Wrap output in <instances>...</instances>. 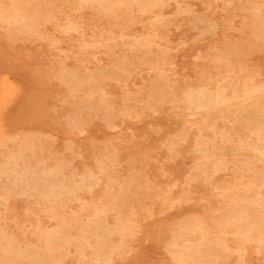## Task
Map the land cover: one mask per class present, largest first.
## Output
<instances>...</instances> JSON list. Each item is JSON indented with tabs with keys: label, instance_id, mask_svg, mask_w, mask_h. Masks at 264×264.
<instances>
[{
	"label": "rangeland",
	"instance_id": "1",
	"mask_svg": "<svg viewBox=\"0 0 264 264\" xmlns=\"http://www.w3.org/2000/svg\"><path fill=\"white\" fill-rule=\"evenodd\" d=\"M94 1L95 2L93 3V0H25V1L24 0H0V17H1V19H0V171H1L0 172V202H2V203H0V224H1V226H0V245L2 244L0 246V249H1L0 252L3 250L0 253V261L2 260L3 263H1L2 262L1 261L0 264H20V263L21 264H79V263L80 264H82V263L87 264V262H88V264H121V263L122 264H140V263L141 264H154V263L155 264H160V263H162V264L163 263L164 264H178V263L179 264H182V263L183 264H193V263L194 264H197V263L198 264H241V263L242 264H264V260H263L264 259V248H263L264 247L263 246L264 245V236H263L264 231H261V230H264V227H263L264 226V224H263L264 223V217H262V215L264 216V212H263L264 211V204L261 205L262 203H264V199H263V197H264V194H263L264 193V185H263L264 182H262V181H264V155H263L264 154V148H263L264 147V140H262V139H264V137H263L264 136V132H263V130H264L263 129L264 128V115H263L264 114V109H263L264 108V70H263L264 69V50H262V48H264V45H263L264 44V33H263L264 32V12H263L264 11V5H263L264 0H254V1L253 0H250V1L249 0H230V1L229 0H193L194 3L192 2V0H166V1L161 0V1L153 4L152 6L145 7V8H142L138 2H134V1L130 2V5H129V3H128V5H126V4H124V5L123 4H117V5L116 4H113V5L107 4L108 7H106L107 6L106 4H101V2L99 0H94ZM260 1H261V3H260ZM15 2H16V5H15ZM257 2H259V3H257ZM158 3H159V5H158ZM243 4H245V5H243ZM9 6L11 8H9ZM15 6L17 9L15 8ZM111 6H113V7L111 8ZM119 6L120 7L122 6V7L120 8ZM226 6H228V7H226ZM250 6H252L253 8H251ZM255 6H256V8H255ZM19 7L20 8L22 7V8L20 9ZM126 8H127V10H126ZM149 8H151V9H149ZM221 8H222V10H221ZM4 9H6V10H4ZM21 11H22V13H21ZM96 11H98V12H96ZM108 11H110V12H108ZM111 11H114V12L112 13ZM7 12H8V14H5ZM15 12H17V15L14 14ZM196 12H197V14H195ZM158 14H159V16H158ZM200 14H202V16L204 15V17H202ZM14 15H15V17H14ZM19 15H20V17H19ZM253 15L255 16V18ZM71 16H72V18H71ZM75 16H76V18H74ZM78 16L80 19L78 18ZM192 16H194L196 19ZM168 17L170 20L168 19ZM173 17H174V19H173ZM7 18H9V19H7ZM180 18L183 20H180ZM260 18H261V20H260ZM252 19H253V21H252ZM29 20H30V22H29ZM65 20H66V22H65ZM106 20H107V22H106ZM217 20L218 21L220 20V22H218ZM72 21H74V22H72ZM79 21H80V23H79ZM125 21H127V22H125ZM9 22L11 23V25ZM21 22L25 25H23ZM26 22L28 25L26 24ZM13 23H16L17 26L14 25ZM63 23H65V24H63ZM71 23H72V25H71ZM179 24H180V26H179ZM185 24L186 25L189 24V25L186 26ZM58 25H60V26H58ZM72 26H73V28H72ZM75 26H76V29H75ZM190 26H192V27H190ZM31 27L33 29H31ZM173 27H174V30L172 29ZM236 27H238V29ZM56 28H57V31H56ZM256 28H258V29H256ZM53 29H55V32ZM68 29H70V30H68ZM118 29H119V31L120 30L121 31L119 32ZM235 29H237V30L235 31ZM24 30H26V31H24ZM89 30H91V31H89ZM218 30H219V32H218ZM252 30L254 33L252 32ZM64 31H65V33H64ZM150 31H153V32H150ZM102 32H103V34H102ZM113 32H115V33H113ZM121 32L124 34H122ZM191 32H192V34H191ZM239 32H241V33H239ZM79 33H81V34H79ZM130 33H132V34H130ZM150 33H152V34H150ZM257 33H260V35ZM104 34L106 36L103 38ZM127 35L128 36L130 35V36L128 37ZM161 35H163V36H161ZM132 36H134V37L132 38ZM119 37L122 39V41ZM181 37H183V38H181ZM234 37H235V39H234ZM129 38L132 41L131 40L129 41L128 40ZM242 38L243 39L245 38V39L242 40ZM254 38H255V40H253ZM258 38H260L261 40ZM137 39H138V41H137ZM174 39H176V40H174ZM179 39H180V42H179ZM232 39H234V40H232ZM246 39H247V41H245ZM186 40H188V41H186ZM236 40H237V42H236ZM251 40L253 42H251ZM256 40H258V41H256ZM143 41H145V42H143ZM231 41H233V42H231ZM93 42H95V43H93ZM118 42H121V43H118ZM254 42H256V43H254ZM175 43H178L179 45L175 44ZM234 44H235V46H234ZM251 44H252V47H251ZM253 44L255 46L257 45L256 46L257 48ZM111 45H113V46H111ZM154 45H156V46H154ZM226 45H228V46H226ZM229 45H231V46H229ZM236 45H238V46H236ZM246 46H247V48H245ZM258 46H260V47H258ZM67 47H69V48H67ZM235 47H236V49H235ZM240 47H242V48H240ZM59 48H61V50L63 52ZM82 48H83V50H82ZM226 49H228V51H226ZM239 49H242L243 51L241 50V52H240ZM248 50H249V52H246ZM222 51L224 53L226 52L225 53L226 55L224 53L222 54L221 53ZM237 51H239V52L237 53ZM82 52H84V53H82ZM89 52H90V54H89ZM140 53L142 56L140 55ZM221 54L225 55V56H222ZM247 54L250 56H248ZM179 55H180V57H179ZM154 57H155V59H154ZM241 57L246 58V59L242 60ZM233 58H235V59H233ZM238 59H240V60H238ZM248 59H251V60H248ZM153 60H155V61H153ZM232 61L234 62V64ZM228 62H230L232 64H230ZM226 63H228V64H226ZM224 65H226V66H224ZM233 65H234V67H233ZM225 67H226V69H225ZM250 67H252V68L250 69ZM256 68H257V71H256ZM167 69H169L170 71ZM229 69H231V70H229ZM224 70H226V71H224ZM216 71L218 74L216 73ZM224 72H225V74H224ZM246 74H247V76H246ZM42 75H43V77H41ZM156 75H158V77ZM224 75H225V77H224ZM181 76H182V78H181ZM231 76H233V77H231ZM153 77H156V78H153ZM166 77H167V79H166ZM249 77L252 78V80ZM35 78H36V80H35ZM172 78H174V79H172ZM153 79H155V80H153ZM219 79H222V80H219ZM237 79H239V80L236 81ZM38 80H40V82ZM63 80H64V82H63ZM102 80H104V81H102ZM163 80H165L166 83ZM169 80H170V82H169ZM216 80H217V82H215ZM81 81L83 82V84ZM145 81H146V83H145ZM226 81H228L229 84L226 83ZM195 82H197V83H195ZM259 82H261V83H259ZM193 83H195V84H193ZM224 83L226 85H228L229 87L226 86ZM209 84H211V85H209ZM217 84H218V86H217ZM241 84H243L244 86ZM144 85H145V87H144ZM167 86L168 87L170 86V87L167 88ZM213 86H215V87H213ZM236 87H237V89H236ZM135 88H137V89H135ZM150 88L153 91L150 90ZM193 88H198L201 91L203 90L202 95H201L199 102L197 104L191 103L190 99H188L189 98L188 93L190 91L189 89H193ZM133 89H135L137 92ZM166 89L168 90V93H167ZM211 89H213L214 91L213 90L211 91ZM81 90L84 92L82 93ZM129 90L131 92H129ZM156 90H157V92H156ZM226 90H228V92L230 94L228 92H226ZM124 91L127 93H125ZM205 91L206 92L208 91V92L206 93ZM217 91H218V93H217ZM133 92H134V94H133ZM204 92L206 95L203 94ZM219 92H220L221 96L219 95ZM149 93H150V95H149ZM160 94L161 95L164 94L163 97ZM231 94L233 97L231 96ZM61 95H63L64 97ZM145 95L146 96L148 95V96L146 97ZM212 95H213V97H212ZM226 95H229L230 97L226 96ZM131 96H133L134 98H137V99H134ZM140 96H141V98H140ZM143 96L145 97L144 100L142 98ZM223 96H224V99H223ZM78 97H80V98H78ZM204 97H205V99H203ZM120 98H122V99H120ZM180 98H182V99H180ZM132 99H134V101H135L134 103H133ZM214 100H215V102H214ZM141 101L143 103L142 105H141ZM166 101H167V103H166ZM257 101H258V103H257ZM89 103H90V105H89ZM34 104H35V106H34ZM192 104H193V107H192ZM78 105H80V106H78ZM83 105H84V107H83ZM32 106H33V108H32ZM162 106L164 109L162 108ZM184 106H185V108H184ZM53 107H55V108L53 109ZM142 107H143V109H142ZM152 108L154 109V111L151 110ZM216 108H217V110H216ZM218 109L220 111H218ZM129 110H131V111H129ZM142 110H143V112H142ZM38 111H40V112H38ZM46 111H48V112L46 113ZM127 111H129V112H127ZM158 111H160V112H158ZM245 111H247V112H245ZM132 112H133V114H132ZM121 114H122V116H121ZM135 114H137V115H135ZM145 114H147V116ZM201 115L203 118L201 117ZM256 115H257V117H256ZM21 116L23 117V120H22ZM30 116L32 117V120H31ZM58 116H59V118H58ZM70 117H72V118H70ZM44 118H45V120H44ZM239 119H240V121H239ZM234 120H235V123H234ZM45 121H47V122L45 123ZM229 121H231V122H229ZM155 122H157V123H155ZM183 122H184V124H182ZM41 123H42V125H41ZM60 123H62L63 125H61ZM120 123H121V125H120ZM72 124H74V125H72ZM82 124H83V126H82ZM133 124H134V126H133ZM168 124H169V126H168ZM181 124H182V126H181ZM178 125H180V126L178 127ZM69 126H71V127H69ZM77 127L78 128L82 127V128H79V130H78ZM125 127L126 128L128 127L129 129L127 128V130H126ZM220 127H221V129H219ZM142 128H144V129H142ZM158 128H159V130H158ZM179 128L180 129L182 128L181 131ZM61 129H62V131H61ZM85 129H86V131L88 129V131L83 132V131H85ZM155 129H157L159 131V133ZM171 129H173V130H171ZM186 129L188 130V132ZM63 130H65V131H63ZM174 130L176 131V133ZM142 131L143 132L145 131L144 134ZM146 131H147V133H146ZM150 131H152V132H150ZM155 131H157V132H155ZM107 132L109 133V135ZM140 132H142V133H140ZM179 132H181V133H179ZM213 132H216V133L213 134ZM72 134H73V136H72ZM130 134H132V136H130ZM249 134H250V136H249ZM143 135H145V136L143 137ZM233 135H235V136H233ZM91 136H92V138H91ZM145 137H146V140H145ZM240 137L241 138L243 137L242 138L243 140L245 138L246 139L243 141ZM256 137L258 139H256ZM119 138H121V139H119ZM84 139H86V140H84ZM132 139H133V141H132ZM182 139H184V140H182ZM152 140H154L155 142ZM66 141H67V143H66ZM113 141H114V143H113ZM115 141H117V142H115ZM160 141H161V144H160ZM175 141L176 142L178 141V142L176 143ZM193 141H195V142H193ZM256 141H258V142H256ZM261 141H263V142H261ZM118 142H119V144H118ZM120 142H121V145H120ZM170 142H172L173 144ZM87 143H88V146H87ZM130 143H132L133 145ZM219 143H221V144H219ZM164 144H165V146H164ZM212 144H213V147H212ZM90 145H91V147H90ZM138 145H139V147H138ZM155 145H156V147H155ZM192 145L194 148L192 147ZM12 146H14V147H12ZM68 146H70V147H68ZM92 146L93 147L95 146V147L93 148ZM146 146H147V148H146ZM208 146L210 147L209 149H208ZM259 146H260V149H259ZM122 147H124V148H122ZM148 147L150 149L149 151H147ZM152 147H153V150H152ZM168 147H169V149H168ZM170 148L172 150V153H171ZM175 148H177V149L175 150ZM199 148H200V153H199ZM10 149H11V151H10ZM23 149H24V151H23ZM135 149L137 152L135 151ZM96 150H97V152H96ZM154 150H155V152H154ZM180 150L181 151L186 150V151L181 152ZM257 150H259V151H257ZM8 151L10 152V154ZM18 152H19V154H18ZM147 152H149V153H147ZM177 152H178V154H177ZM206 152H207V154H206ZM117 153H118V155H117ZM130 153H133V154L130 155ZM140 153H142V154L144 153V154L141 155ZM173 153H176V154L173 155ZM148 156H150V157H148ZM176 156H178V157H176ZM261 156L263 157V159L261 158ZM111 157H113V158H111ZM126 157L127 158L129 157V159H126ZM143 157H145V158L143 159ZM258 157H260L261 159ZM154 158H155V160H153ZM69 159H70V161H69ZM238 159L241 161H239ZM61 160H63V161H61ZM129 160L132 163L129 162ZM200 160H201V162H199ZM2 161L6 164H4ZM12 161H14V162H12ZM120 161H121V163H120ZM172 161H174V162H172ZM205 161L208 164H206ZM48 162H49V164H48ZM226 162H228V164H226ZM34 163H35V165H34ZM102 163H104V164H102ZM202 163H203V165H202ZM249 163H251V164H249ZM40 164L42 166H40ZM137 164L138 165L140 164L139 165L140 167ZM145 164H146V166H145ZM9 165H10V167L13 166L12 169L9 167ZM26 165H28V166H26ZM98 165H99V167L97 168ZM131 165L134 167H132ZM157 165H159V166H157ZM249 165H251V167ZM46 166L48 168H52L54 170V175H53V173L49 174L47 172L48 168L45 169ZM171 166H174V167H171ZM6 167H8V168H6ZM202 167L205 169H203ZM15 169H16V171H15ZM108 169H109V171H108ZM156 169H158V170H156ZM161 169H163V170H161ZM31 170H34V171H31ZM38 170H42V171H38ZM60 170H61L62 174H60L61 173ZM136 170H137V172H136ZM165 170H166V172H165ZM12 171H15V172L12 173ZM30 171H31V173H30ZM84 171H85V173L83 174ZM97 171H99V172H97ZM134 171H135V173H134ZM163 171H164V173H163ZM167 171H168V173H167ZM79 172H80V174H78ZM110 172H112V173H110ZM201 172H203V173H201ZM256 172H258V173H256ZM86 173H88V174H86ZM214 173H216V174H214ZM136 174H138V175L134 176ZM169 174H170V176H169ZM210 174L212 176H210ZM25 175L27 178L25 177ZM125 175H126V177H125ZM142 175H144V176H142ZM216 175H218V176H216ZM5 176H7V177H5ZM34 176H35V178H34ZM36 176L39 179L36 178ZM41 176H42V178H41ZM55 176L57 179L55 178ZM114 176H116L115 179L113 178ZM205 176H206V178H205ZM245 176L248 178H246ZM20 177L22 179H20ZM24 177H25V179H24ZM29 177H31V178H29ZM257 177H258V179H257ZM47 178H48V180H47ZM72 178H73V180H71ZM134 178H136V179H134ZM145 178H146V180H145ZM173 178H174V180H173ZM176 178H178V179H176ZM26 179H27V181H26ZM29 179H30V181H29ZM41 179H42V181H41ZM59 179L60 180L62 179L63 182L60 181ZM84 179H87V180H85L86 182H84ZM121 179H123V180H121ZM188 179L189 180L191 179V180L188 181ZM133 180H135V181H133ZM142 180H143V182H141ZM36 181H38L39 183ZM40 181H41V183H40ZM43 181H45V182L43 183ZM55 181H57V182H55ZM107 181L109 183H107ZM110 181H111V183H110ZM118 181H120L121 183L120 182L118 183ZM151 181H153V182L151 183ZM172 181H173V183H172ZM191 182H193V183H191ZM7 183L8 184L10 183V184L8 185ZM19 183H21V184H19ZM32 183H34L35 186ZM92 183H93V185L94 184L95 185L93 186ZM157 183H159V184H157ZM47 184H49L48 186H50V187H48ZM58 185H59V187H57ZM109 185H110V187H109ZM62 186H63V188H62ZM253 186L254 187L257 186V188H254ZM12 187H13V190H12ZM37 187H38V189H37ZM9 188L11 189V191ZM55 188H57V189H55ZM164 188L168 192H166L164 190ZM33 189H34V192H33ZM43 189L44 190L46 189V190L44 191ZM202 189H203V191H202ZM60 190H62V191H60ZM88 190H89V192H88ZM115 190H117V191H115ZM128 190H131V191L129 192ZM142 190H144V191H142ZM15 191L18 193V195H17V193H15ZM50 191L51 192L53 191V192L51 193ZM54 191H57V192L54 193ZM137 191H139V192L137 193ZM184 191H185V194H184ZM102 192H104V193H102ZM133 193H135V194H133ZM156 193H158V194H156ZM244 193H245V195H244ZM112 194H113V196H112ZM128 194H129V196H128ZM130 194H132L135 197L131 196ZM249 194L253 195V196H250ZM71 195L73 198L71 197ZM30 196H32V197H30ZM63 196L64 197L69 196V197L64 198ZM162 196H164V197H162ZM128 197H131V198H128ZM155 197H157L158 199H156ZM166 197H167V199H166ZM137 198H140V199H137ZM183 198L185 199L184 200L185 202H182ZM57 199H59V200H57ZM64 199H65V202H64ZM162 199H163V201H162ZM243 199L245 201H243ZM31 200H32V202H31ZM112 200H113V203L115 204V206L111 202ZM134 200H136V202ZM177 200H179V201L176 202ZM258 200L259 201L261 200V201L259 202ZM68 201H69V203H68ZM161 201L163 203H161ZM109 202H110V204H109ZM150 202H152V203H150ZM256 202H258V203H256ZM101 203H102V205H101ZM135 203L137 206L134 205ZM145 203H147L148 205L147 204L145 205ZM242 203H244V204H242ZM63 204H65V205H63ZM80 204H81V206H80ZM116 204H118V205H116ZM123 204H125V205H123ZM251 204H252V206H251ZM49 206H50V208H49ZM79 206L81 209L79 208ZM238 206L239 207L241 206V207L239 208ZM247 206H249L250 209ZM66 207H68V208H66ZM99 207H101L103 209H101ZM137 207L139 208V210ZM167 207H168V209H167ZM180 207H181L182 211H180L181 210ZM36 208H39V209L36 210ZM128 208H130V209H128ZM258 208L260 210H258ZM28 209H30V210H28ZM127 209H128V211H127ZM164 209H166V210L164 211ZM178 209H179V211H178ZM39 210H40V212H39ZM91 210H93L94 212ZM151 210H152V212H151ZM209 210H211V211H209ZM217 210H219V211H217ZM256 210H258V212ZM24 211L26 212V214H24L25 213ZM49 211H51V212H49ZM162 211H164V212H162ZM221 211H223V212H221ZM53 212L54 213L56 212V214H54ZM98 212H99V214H98ZM233 212H235V213L233 214ZM244 212L246 213V215ZM254 212L256 213V215H258L257 218L255 217ZM215 213H216V216H215ZM252 213H254V214H252ZM3 214H4V216H3ZM175 214H177V215H175ZM179 214H181L182 216ZM209 214H210V216H209ZM260 214H261V217H260ZM126 215L127 216L129 215L130 217L129 216L127 217ZM149 215H151V216H149ZM253 215H254V217H253ZM207 216H209V217H207ZM222 216H223V218H222ZM244 216H245V218H241ZM133 217L136 220L133 219ZM167 217H168V219H167ZM175 217H176V219H175ZM35 218L37 219L36 221H35ZM74 218L77 219V220H75L76 222H74ZM81 219H83V220L80 221ZM147 219L150 221H148ZM157 219H158V221H157ZM161 219H163V220H161ZM210 219H213V220H210ZM46 220H47V222H46ZM84 220H86V221H84ZM234 220H236V221H234ZM251 220L255 224H253V222ZM90 221H92V222H90ZM155 221H157V222H155ZM166 221H168V222H166ZM171 221H173V222H171ZM198 221L203 223V225H205L203 231L199 230L200 231L199 232L197 229L194 228V226L197 224L196 222H198ZM211 221H212V223H211ZM248 221H250L251 223L249 222L250 223L249 224ZM150 222L151 223L153 222V223L151 224ZM158 222L160 225L157 226ZM186 222H187V224H186ZM219 222H221V223L218 224ZM234 222L236 224L238 222V224L236 225ZM261 222H262V226H261ZM30 223H31V225H30ZM92 223L94 224V226ZM214 223H215V225H214ZM20 224H22V225H20ZM189 224H191V225H189ZM239 224L241 227L243 226V229H241ZM29 225H30V227H29ZM80 225L82 226V229H81ZM162 225H164V226H162ZM186 225H188V226L186 227ZM254 225L256 226V229H255ZM20 226L22 227V229ZM25 226L26 227L28 226L27 229ZM68 226H69V230H68ZM85 226H86V229H85ZM136 226L138 227V229ZM235 226L237 227V229ZM245 226H246V229H245ZM251 226H253V227H251ZM38 227H39V229H38ZM45 227H46V229H45ZM47 227H48V229H47ZM51 227H52V229H51ZM60 227H61V229H60ZM65 227H66V229H65ZM88 227H89V230H87ZM108 227H109V229H108ZM128 227H130V230L128 229ZM155 227L158 231L155 229ZM162 227H163V229H162ZM170 227H171V229H170ZM50 229H51V231H50ZM75 229H76V231H75ZM168 229H170V230H168ZM26 230H27V232H26ZM40 230H42V233ZM45 230H46V232H45ZM54 230H55V232H54ZM183 230H185V231H183ZM207 230L209 232H207ZM239 230H240V232H239ZM241 230H243V232ZM133 231H135V232H133ZM177 231L179 232V234H182V235L184 234L185 238L182 235H180L182 237L178 236L179 234L177 233ZM1 232L2 233L4 232L3 235ZM49 232H51V233H49ZM162 232L165 235H163ZM188 232H190V233H188ZM201 232H203V233H201ZM258 232L260 234H258ZM78 233H80V234H78ZM133 233H134V235H132ZM224 233H225V235H224ZM11 234H13V236ZM75 234H76V236H75ZM203 234H205V235H203ZM213 234H215V235H213ZM257 234H258V236H257ZM59 235H61L62 237ZM92 235H94V236H92ZM187 235L188 236L191 235V236L188 237ZM58 236H59V238H57ZM72 236H74V237H72ZM85 236H86L87 240H86ZM161 236H165V237H161ZM5 237L7 240L5 239ZM94 237H95V239H94ZM151 237H153V238H151ZM154 237H156V238H154ZM172 237L173 238L175 237L174 240L176 242L173 240ZM193 237L196 239V241L198 243L195 241V239ZM217 237H218V240L216 239ZM38 238L41 240H39ZM121 238H122L123 244L121 242ZM163 238H165L166 240ZM256 238H258V240ZM259 238H260V240H259ZM99 239H100V242H99ZM180 239H181V241H180ZM198 239L201 241H198ZM37 240H39V241H37ZM42 240H44V241H42ZM54 240H55V242H54ZM106 240H108V241H106ZM170 240L173 241L174 243L170 242ZM207 240H208V242H207ZM60 241L62 243H64L63 244L64 246L62 245V243ZM166 241H168V242H166ZM107 242H109V243H107ZM28 243L29 244L31 243L32 245L31 244L29 245ZM82 243H83V246H82ZM185 243H186V245H184ZM206 243L208 244V246ZM5 244H6V246H5ZM11 244L13 245L14 248L12 247ZM14 244H15V246H14ZM18 245H20V247ZM37 245L40 247H38ZM91 245H93V246L91 247ZM100 245H102V246L100 247ZM190 245H192V246H190ZM259 245H261V246H259ZM8 246H9V248H8ZM49 246H50V248H49ZM224 246H225V248H224ZM30 247H31V249H30ZM133 247H135V248H133ZM172 247H173V249H171ZM229 247H230V249H229ZM17 248H19V249H17ZM77 248L80 251H77ZM48 249H50V251ZM169 249H171V250H169ZM237 249H238V252H237ZM222 250H224V251L222 252ZM48 251L50 252L49 253L50 255L47 254ZM16 252H17V255L15 254ZM75 252H76V254H75ZM194 252L196 254H194ZM212 252H214V253H212ZM217 252L219 253V256H217L218 255ZM258 252L260 253L261 256L259 255ZM3 253L5 255H3ZM6 253H8V254H6ZM18 253H19V255H21L20 257L18 255ZM21 253H24V254H21ZM79 253L83 254V255H79ZM168 253L169 254L171 253V254L169 255ZM215 253H216V255H215ZM38 254H40V255H38ZM176 254L178 256H176ZM187 254H188V256H186ZM203 254H205L204 257H203ZM221 254H223V255H221ZM240 254H242V255H240ZM27 255L30 256L31 258H28ZM108 255H109V257H106ZM199 255H201V256H199ZM226 255H228V256H226ZM36 256H37V258H39V260L36 258ZM63 256H65V257H63ZM174 256H175V259L173 258ZM9 257H10V259H9ZM21 257H22V259H21ZM189 257H191V259ZM230 258H232V259H230ZM3 259L4 260L6 259V260L4 261ZM14 259H16V260H14ZM24 259H27V260H24ZM28 260H29V262H28ZM70 260H71V262H70ZM145 261H147V262H145ZM12 262H14V263H12ZM53 262H56V263H53ZM202 262H204V263H202Z\"/></svg>",
	"mask_w": 264,
	"mask_h": 264
},
{
	"label": "bare ground",
	"instance_id": "2",
	"mask_svg": "<svg viewBox=\"0 0 264 264\" xmlns=\"http://www.w3.org/2000/svg\"><path fill=\"white\" fill-rule=\"evenodd\" d=\"M24 1H25V0H24ZM99 1L101 2V4H106V5H107V4H112V5H113V4H116V5H117V4H123V5L126 4V5H128V3H129V5H130V2H133V1H134V2H138V3L141 5L142 8H145V7L152 6L153 4H155V3H157V2H159V1H161V0H99ZM162 1H163V0H162ZM165 1H166V0H165ZM229 1H230V0H229ZM249 1H250V0H249ZM253 1H254V0H253ZM22 2H23V1H22ZM77 2H78V1H77ZM94 2H95V1L93 0V3H94ZM96 2H97V1H96ZM100 2H99V3H100ZM175 2H176V1H175ZM184 2H185V1H184ZM189 2H190V1H189ZM192 2H193V0H192ZM263 2H264V1H263ZM13 3H14V2H13ZM13 3H12V4H13ZM68 3H69V2H68ZM81 3H82V2H81ZM81 3H80V4H81ZM85 3H86V2H85ZM93 3H92V4H93ZM181 3H182V2H181ZM193 3H194V2H193ZM245 3H246V2H245ZM257 3H259V2H257ZM260 3H261V1H260ZM134 4H135V3H134ZM203 4H204V3H203ZM223 4H224V3H223ZM15 5H16V2H15ZM77 5H78V4H77ZM90 5H91V4H90ZM93 5H94V4H93ZM93 5H92V6H93ZM98 5H99V4H98ZM156 5H157V4H156ZM158 5H159V3H158ZM167 5H168V4H167ZM193 5H194V4H193ZM243 5H245V4H243ZM257 5H258V4H257ZM257 5H256V6H257ZM263 5H264V4H263ZM7 6H8V5H7ZM12 6H13V5H12ZM23 6H24V5H23ZM32 6H33V5H32ZM78 6H79V5H78ZM81 6H82V5H81ZM95 6H96V5H95ZM114 6H115V5H114ZM137 6H138V5H137ZM175 6H176V5H175ZM180 6H181V5H180ZM187 6H188V5H187ZM206 6H207V5H206ZM215 6H216V5H215ZM246 6H247V5H246ZM256 6H255V8H256ZM260 6H261V5H260ZM24 7H25V6H24ZM24 7H23V8H24ZM33 7H34V6H33ZM87 7H88V6H87ZM90 7H91V6H90ZM106 7H108V5H107ZM112 7H113V6H111V8H112ZM119 7H120V6H119ZM121 7H122V6H121ZM121 7H120V8H121ZM153 7H154V6H153ZM176 7H177V6H176ZM176 7H175V8H176ZM188 7H189V6H188ZM226 7H228V6H226ZM226 7H225V8H226ZM240 7H241V6H240ZM247 7H248V6H247ZM247 7H246V8H247ZM250 7L253 8L252 6H250ZM262 7H263V6H262ZM9 8H11V7L9 6ZM12 8H13V7H12ZM15 8H16V6H15ZM19 8H20V7H19ZM21 8H22V7H21ZM21 8H20V9H21ZM75 8H76V7H75ZM102 8H103V7H102ZM124 8H125V7H124ZM137 8H138V7H137ZM137 8H136V9H137ZM161 8H162V7H161ZM203 8H204V7H203ZM260 8H261V7H260ZM7 9H8V8H7ZM16 9H17V8H16ZM72 9H73V8H72ZM72 9H71V10H72ZM105 9H106V8H105ZM149 9H151V8H149ZM180 9H181V8H180ZM2 10H3V9H2ZM4 10H6V9H4ZM69 10H70V9H69ZM92 10H93V9H92ZM118 10H119V9H118ZM126 10H127V8H126ZM146 10H147V9H146ZM191 10H192V9H191ZM221 10H222V8H221ZM234 10H235V9H234ZM252 10H253V9H252ZM254 10H255V9H254ZM7 11H8V10H7ZM17 11H18V10H17ZM80 11H81V10H80ZM119 11H120V10H119ZM132 11H133V10H132ZM201 11H202V10H201ZM216 11H217V10H216ZM223 11H224V10H223ZM228 11H229V10H228ZM3 12H4V11H3ZM3 12H2V13H3ZM10 12H11V11H10ZM10 12H9V13H10ZM96 12H98V11H96ZM108 12H110V11H108ZM111 12L113 13L114 11H111ZM117 12H118V11H117ZM127 12H128V11H127ZM147 12H148V11H147ZM155 12H156V11H155ZM157 12H158V11H157ZM176 12H177V11H176ZM191 12H192V11H191ZM210 12H211V11H210ZM253 12H254V11H253ZM253 12H252V13H253ZM263 12H264V11H263ZM21 13H22V11H21ZM112 13H111V14H112ZM153 13H154V12H153ZM252 13H251V14H252ZM255 13H256V12H255ZM259 13H260V12H259ZM3 14H4V13H3ZM5 14H8V12L5 13ZM14 14L17 15V12H15ZM18 14H19V13H18ZM66 14H67V13H66ZM72 14H73V13H72ZM114 14H115V13H114ZM116 14H117V13H116ZM126 14H127V13H126ZM126 14H125V15H126ZM154 14H155V13H154ZM166 14H167V13H166ZM195 14H197V12H196ZM210 14H211V13H210ZM214 14H215V13H214ZM12 15H13V14H12ZM15 15H14V17H15ZM96 15H97V14H96ZM103 15H104V14H103ZM155 15H156V14H155ZM176 15H177V14H176ZM178 15H179V14H178ZM188 15H189V14H188ZM198 15H199V14H198ZM200 15L202 16V14H200ZM260 15H261V14H260ZM3 16H4V15H3ZM3 16H2V17H3ZM29 16H30V15H29ZM158 16H159V14H158ZM253 16H254V15H253ZM11 17H12V16H11ZM14 17H13V18H14ZM19 17H20V15H19ZM19 17H18V18H19ZM54 17H55V16H54ZM151 17H152V16H151ZM165 17H166V16H165ZM192 17H194V16H192ZM202 17H204V15H203ZM236 17H237V16H236ZM259 17H260V16H259ZM30 18H31V17H30ZM30 18H29V19H30ZM64 18H65V17H64ZM67 18H68V17H67ZM71 18H72V16H71ZM74 18H76V16H75ZM78 18H79V16H78ZM96 18H97V17H96ZM182 18H183V17H182ZM194 18H195V17H194ZM197 18H198V17H197ZM231 18H232V17H231ZM254 18H255V16H254ZM254 18H253V19H254ZM0 19H1V17H0ZM7 19H9V18H7ZM16 19H17V18H16ZM79 19H80V18H79ZM81 19H82V18H81ZM137 19H138V18H137ZM163 19H164V18H163ZM168 19H169V17H168ZM173 19H174V17H173ZM195 19H196V18H195ZM199 19H200V18H199ZM199 19H198V20H199ZM201 19H202V18H201ZM203 19H204V18H203ZM245 19H246V18H245ZM253 19H252V21H253ZM10 20H11V19H10ZM21 20H22V19H21ZM27 20H28V19H27ZM57 20H58V19H57ZM108 20H109V19H108ZM129 20H130V19H129ZM149 20H150V19H149ZM169 20H170V19H169ZM175 20H176V19H175ZM180 20H183V19L180 18ZM231 20H232V19H231ZM260 20H261V18H260ZM67 21H68V20H67ZM177 21H178V20H177ZM189 21H190V20H189ZM189 21H188V22H189ZM217 21H218V20H217ZM232 21H233V20H232ZM13 22H14V21H13ZM29 22H30V20H29ZM65 22H66V20H65ZM72 22H74V21H72ZM106 22H107V20H106ZM125 22H127V21H125ZM133 22H134V21H133ZM155 22H156V21H155ZM164 22H165V21H164ZM169 22H170V21H169ZM169 22H168V23H169ZM210 22H211V21H210ZM218 22H220V20H219ZM223 22H224V21H223ZM229 22H230V21H229ZM9 23H10V22H9ZM21 23H22V22H21ZM79 23H80V21H79ZM110 23H111V22H110ZM176 23H177V22H176ZM212 23H213V22H212ZM258 23H259V22H258ZM13 24L16 25V23H13ZM22 24H23V23H22ZM26 24H27V22H26ZM55 24H56V23H55ZM63 24H65V23H63ZM73 24H74V23H73ZM155 24H156V23H155ZM159 24H160V23H159ZM166 24H167V23H166ZM189 24H190V23H189ZM189 24H188V25H189ZM214 24H215V23H214ZM10 25H11V23H10ZM23 25H25V24H23ZM27 25H28V24H27ZM40 25H41V24H40ZM68 25H69V24H68ZM71 25H72V23H71ZM71 25H70V26H71ZM185 25H186V24H185ZM188 25H186V26H188ZM220 25H221V24H220ZM229 25H230V24H229ZM258 25H259V24H258ZM12 26H13V25H12ZM16 26H17V25H16ZM58 26H60V25H58ZM76 26H77V25H76ZM76 26H75V29H76ZM151 26H152V25H151ZM156 26H157V25H156ZM176 26H177V25H176ZM179 26H180V24H179ZM214 26H215V25H214ZM20 27H21V26H20ZM67 27H68V26H67ZM154 27H155V26H154ZM160 27H161V26H160ZM167 27H168V26H167ZM190 27H192V26H190ZM198 27H199V26H198ZM215 27H216V26H215ZM221 27H222V26H221ZM58 28H59V27H58ZM63 28H64V27H63ZM70 28H71V27H70ZM72 28H73V26H72ZM122 28H123V27H122ZM157 28H158V27H157ZM176 28H177V27H176ZM176 28H175V29H176ZM178 28H179V27H178ZM236 28L238 29V27H236ZM24 29H25V28H24ZM31 29H33V28L31 27ZM36 29H37V28H36ZM102 29H103V28H102ZM148 29H149V28H148ZM150 29H151V28H150ZM155 29H156V28H155ZM172 29L174 30V27H173ZM215 29H216V28H215ZM223 29H224V28H223ZM237 29H235V31H236ZM256 29H258V28H256ZM19 30H20V29H19ZM19 30H18V31H19ZM53 30H54V32H55V29H53ZM59 30H60V29H59ZM68 30H70V29H68ZM84 30H85V29H84ZM87 30H88V29H87ZM106 30H107V29H106ZM156 30H157V29H156ZM166 30H167V29H166ZM232 30H233V29H232ZM261 30H262V29H261ZM24 31H26V30H24ZM30 31H31V30H30ZM56 31H57V28H56ZM89 31H91V30H89ZM99 31H100V30H99ZM118 31H119V29H118ZM120 31H121V30H120ZM120 31H119V32H120ZM257 31H258V30H257ZM257 31H256V32H257ZM259 31H260V30H259ZM15 32H16V31H15ZM60 32H61V31H60ZM60 32H59V33H60ZM100 32H101V31H100ZM150 32H153V31H150ZM214 32H215V31H214ZM218 32H219V30H218ZM252 32H253V30H252ZM31 33H32V32H31ZM64 33H65V31H64ZM66 33H67V32H66ZM69 33H70V32H69ZM113 33H115V32H113ZM121 33H122V32H121ZM144 33H145V32H144ZM148 33H149V32H148ZM165 33H166V32H165ZM181 33H182V32H181ZM183 33H184V32H183ZM197 33H198V32H197ZM239 33H241V32H239ZM243 33H244V32H243ZM253 33H254V32H253ZM263 33H264V32H263ZM263 33H262V34H263ZM79 34H81V33H79ZM102 34H103V32H102ZM122 34H124V33H122ZM126 34H127V33H126ZM130 34H132V33H130ZM145 34H146V33H145ZM150 34H152V33H150ZM191 34H192V32H191ZM212 34H213V33H212ZM245 34H246V33H245ZM257 34L260 35V33H257ZM70 35H71V34H70ZM83 35H84V34H83ZM83 35H82V36H83ZM88 35H89V34H88ZM94 35H95V34H94ZM116 35H117V34H116ZM165 35H166V34H165ZM182 35H183V34H182ZM255 35H256V34H255ZM62 36H63V35H62ZM65 36H66V35H65ZM99 36H100V35H99ZM105 36H106V35L104 34L103 38H104ZM118 36H119V35H118ZM120 36H121V35H120ZM125 36H126V35H125ZM127 36H128V35H127ZM129 36H130V35H129ZM129 36H128V37H129ZM143 36H144V35H143ZM145 36H146V35H145ZM154 36H155V35H154ZM161 36H163V35H161ZM166 36H167V35H166ZM174 36H175V35H174ZM177 36H178V35H177ZM177 36H176V37H177ZM54 37H55V36H54ZM57 37H58V36H57ZM88 37H89V36H88ZM90 37H91V36H90ZM122 37H123V36H122ZM133 37H134V36H132V38H133ZM146 37H147V36H146ZM157 37H158V36H157ZM159 37H160V36H159ZM172 37H173V36H172ZM196 37H197V36H196ZM196 37H195V38H196ZM245 37H246V36H245ZM91 38H92V37H91ZM93 38H94V37H93ZM99 38H100V37H99ZM109 38H110V37H109ZM113 38H114V37H113ZM119 38H120V37H119ZM125 38H126V37H125ZM147 38H148V37H147ZM153 38H154V37H153ZM167 38H168V37H167ZM181 38H183V37H181ZM197 38H198V37H197ZM200 38H201V37H200ZM251 38H252V37H251ZM57 39H58V38H57ZM61 39H62V38H61ZM120 39H121V38H120ZM150 39H151V38H150ZM154 39H155V38H154ZM160 39H161V38H160ZM187 39H188V38H187ZM234 39H235V37H234ZM234 39H232V40H234ZM244 39H245V38H244ZM244 39L242 38V40H244ZM258 39H260V38H258ZM55 40H56V39H55ZM96 40H97V39H96ZM101 40H102V39H101ZM110 40H111V39H110ZM128 40L130 41L131 39L129 38ZM152 40H153V39H152ZM174 40H176V39H174ZM184 40H185V39H184ZM196 40H197V39H196ZM237 40H238V39H237ZM237 40H236V42H237ZM253 40H255V38H254ZM260 40H261V39H260ZM51 41H52V40H51ZM121 41H122V39H121ZM131 41H132V40H131ZM137 41H138V39H137ZM140 41H141V40H140ZM186 41H188V40H186ZM206 41H207V40H206ZM245 41H247V39H246ZM245 41H244V42H245ZM256 41H258V40H256ZM262 41H263V40H262ZM54 42H55V41H54ZM84 42H85V41H84ZM84 42H83V43H84ZM95 42H96V41H95ZM95 42H93V43H95ZM115 42H116V41H115ZM115 42H114V43H115ZM143 42H145V41H143ZM161 42H162V41H161ZM161 42H160V43H161ZM167 42H168V41H167ZM169 42H170V41H169ZM179 42H180V39H179ZM190 42H191V41H190ZM208 42H209V41H208ZM231 42H233V41H231ZM240 42H241V41H240ZM244 42H243V43H244ZM249 42H250V41H249ZM249 42H248V43H249ZM251 42H253V41L251 40ZM56 43H57V42H56ZM118 43H121V42H118ZM139 43H140V42H139ZM146 43H147V42H146ZM156 43H157V42H156ZM194 43H195V42H194ZM201 43H202V42H201ZM254 43H256V42H254ZM261 43H262V42H261ZM54 44H55V43H54ZM91 44H92V43H91ZM100 44H101V43H100ZM109 44H110V43H109ZM112 44H113V43H112ZM115 44H116V43H115ZM175 44H178V43H175ZM180 44H181V43H180ZM258 44H259V43H258ZM262 44H263V43H262ZM45 45H46V44H45ZM70 45H71V44H70ZM81 45H82V44H81ZM86 45H87V44H86ZM93 45H94V44H93ZM118 45H119V44H118ZM120 45H121V44H120ZM126 45H127V44H126ZM145 45H146V44H145ZM178 45H179V44H178ZM238 45H239V44H238ZM238 45H236V46H238ZM248 45H249V44H248ZM253 45H254V44H253ZM263 45H264V44H263ZM49 46H50V45H49ZM75 46H76V45H75ZM79 46H80V45H79ZM96 46H97V45H96ZM103 46H104V45H103ZM111 46H113V45H111ZM115 46H116V45H115ZM148 46H149V45H148ZM148 46H147V47H148ZM154 46H156V45H154ZM157 46H158V45H157ZM166 46H167V45H166ZM226 46H228V45H226ZM229 46H231V45H229ZM232 46H233V45H232ZM234 46H235V44H234ZM254 46H255V45H254ZM256 46H257V45H256ZM256 46H255V47H256ZM57 47H58V46H57ZM92 47H93V46H92ZM94 47H95V46H94ZM106 47H107V46H106ZM120 47H121V46H120ZM161 47H162V46H161ZM161 47H160V48H161ZM172 47H173V46H172ZM224 47H225V46H224ZM251 47H252V44H251ZM255 47H254V48H255ZM258 47H260V46H258ZM54 48H55V47H54ZM67 48H69V47H67ZM71 48H72V47H71ZM126 48H127V47H126ZM130 48H131V47H130ZM140 48H141V47H140ZM156 48H157V47H156ZM158 48H159V47H158ZM240 48H242V47H240ZM245 48H247V46H246ZM256 48H257V47H256ZM57 49H58V48H57ZM59 49L61 50V48H59ZM132 49H133V48H132ZM176 49H177V48H176ZM197 49H198V48H197ZM222 49H223V48H222ZM222 49H221V50H222ZM224 49H225V48H224ZM233 49H234V48H233ZM235 49H236V47H235ZM235 49H234V50H235ZM237 49H238V48H237ZM250 49H251V48H250ZM82 50H83V48H82ZM139 50H140V49H139ZM171 50H172V49H171ZM221 50H220V51H221ZM239 50H240V52H241L242 49H239ZM244 50H245V49H244ZM262 50H264V48H262ZM61 51H62V50H61ZM135 51H136V50H135ZM152 51H153V50H152ZM163 51H164V50H163ZM196 51H197V50H196ZM226 51H228V49H226ZM242 51H243V50H242ZM62 52H63V51H62ZM147 52H148V51H147ZM150 52H151V51H150ZM157 52H158V51H157ZM218 52H219V51H218ZM230 52H231V51H230ZM238 52H239V51H237V53H238ZM246 52H249V50L246 51ZM250 52H251V51H250ZM257 52H258V51H257ZM82 53H84V52H82ZM96 53H97V52H96ZM99 53H100V52H99ZM112 53H113V52H112ZM183 53H184V52H183ZM215 53H216V52H215ZM215 53H214V54H215ZM219 53H220V52H219ZM221 53L223 54L224 52L222 51ZM225 53H226V52H225ZM225 53H224V54H225ZM252 53H253V52H252ZM260 53H261V52H260ZM21 54H22V53H21ZM39 54H40V53H39ZM89 54H90V52H89ZM152 54H153V53H152ZM154 54H155V53H154ZM159 54H160V53H159ZM159 54H158V55H159ZM200 54H201V53H200ZM222 54H221V55H222ZM242 54H243V53H242ZM244 54H245V53H244ZM80 55H81V54H80ZM111 55H112V54H111ZM140 55H141V53H140ZM163 55H164V54H163ZM225 55H226V54H225ZM225 55H222V56H225ZM230 55H231V54H230ZM236 55H237V54H236ZM247 55H248V54H247ZM55 56H56V55H55ZM91 56H92V55H91ZM141 56H142V55H141ZM141 56H140V57H141ZM154 56H155V55H154ZM164 56H165V55H164ZM191 56H192V55H191ZM195 56H196V55H195ZM248 56H250V55H248ZM248 56H247V57H248ZM92 57H93V56H92ZM170 57H171V56H170ZM179 57H180V55H179ZM192 57H193V56H192ZM197 57H198V56H197ZM236 57H237V56H236ZM239 57H240V56H239ZM78 58H79V57H78ZM151 58H152V57H151ZM184 58H185V57H184ZM194 58H195V57H194ZM200 58H201V57H200ZM231 58H232V57H231ZM79 59H80V58H79ZM126 59H127V58H126ZM154 59H155V57H154ZM161 59H162V58H161ZM233 59H235V58H233ZM241 59L243 60V59H246V58L241 57ZM216 60H217V59H216ZM218 60H219V59H218ZM225 60H226V59H225ZM238 60H240V59H238ZM248 60H251V59H248ZM153 61H155V60H153ZM80 62H81V61H80ZM162 62H163V61H162ZM232 62H233V61H232ZM245 62H246V61H245ZM91 63H92V62H91ZM97 63H98V62H97ZM202 63H203V62H202ZM223 63H224V62H223ZM228 63H230V62H228ZM228 63H226V64H228ZM235 63H236V62H235ZM247 63H248V62H247ZM24 64H25V63H24ZM88 64H89V63H88ZM141 64H142V63H141ZM169 64H170V63H169ZM230 64H232V63H230ZM233 64H234V62H233ZM236 64H237V63H236ZM240 64H241V63H240ZM253 64H254V63H253ZM37 65H38V64H37ZM139 65H140V64H139ZM155 65H156V64H155ZM161 65H162V64H161ZM175 65H176V64H175ZM182 65H183V64H182ZM204 65H205V64H204ZM242 65H243V64H242ZM249 65H250V64H249ZM167 66H168V65H167ZM224 66H226V65H224ZM236 66H237V65H236ZM254 66H255V65H254ZM156 67H157V66H156ZM160 67H161V66H160ZM164 67H165V66H164ZM164 67H163V68H164ZM233 67H234V65H233ZM34 68H35V67H34ZM148 68H149V67H148ZM151 68H152V67H151ZM154 68H155V67H154ZM166 68H167V67H166ZM166 68H165V69H166ZM181 68H182V67H181ZM239 68H240V67H239ZM251 68H252V67H250V69H251ZM40 69H41V68H40ZM158 69H159V68H158ZM225 69H226V67H225ZM231 69H232V68H231ZM231 69H229V70H231ZM240 69H241V68H240ZM250 69H249V70H250ZM33 70H34V69H33ZM145 70H146V69H145ZM167 70H169V69H167ZM236 70H237V69H236ZM263 70H264V69H263ZM38 71H39V70H38ZM40 71H41V70H40ZM118 71H119V70H118ZM139 71H140V70H139ZM148 71H149V70H148ZM148 71H147V72H148ZM157 71H158V70H157ZM169 71H170V70H169ZM224 71H226V70H224ZM246 71H247V70H246ZM256 71H257V68H256ZM130 72H131V71H130ZM232 72H233V71H232ZM258 72H259V71H258ZM139 73H140V72H139ZM156 73H157V72H156ZM216 73H217V71H216ZM219 73H220V72H219ZM230 73H231V72H230ZM250 73H251V72H250ZM11 74H12V73H11ZM202 74H203V73H202ZM205 74H206V73H205ZM217 74H218V73H217ZM224 74H225V72H224ZM238 74H239V73H238ZM251 74H252V73H251ZM38 75H39V74H38ZM38 75H37V76H38ZM133 75H134V74H133ZM173 75H174V74H173ZM215 75H216V74H215ZM71 76H72V75H71ZM110 76H111V75H110ZM130 76H131V75H130ZM156 76L158 77V75H156ZM169 76H170V75H169ZM203 76H204V75H203ZM219 76H220V75H219ZM221 76H222V75H221ZM228 76H229V75H228ZM243 76H244V75H243ZM246 76H247V74H246ZM248 76H249V75H248ZM257 76H258V75H257ZM41 77H43V75H42ZM115 77H116V76H115ZM167 77H168V76H167ZM167 77H166V79H167ZM191 77H192V76H191ZM197 77H198V76H197ZM224 77H225V75H224ZM231 77H233V76H231ZM239 77H240V76H239ZM250 77H251V76H250ZM250 77H249V78H250ZM132 78H133V77H132ZM153 78H156V77H153ZM181 78H182V76H181ZM184 78H185V77H184ZM198 78H199V77H198ZM244 78H245V77H244ZM255 78H256V77H255ZM150 79H151V78H150ZM159 79H160V78H159ZM161 79H162V78H161ZM166 79H165V80H166ZM172 79H174V78H172ZM179 79H180V78H179ZM196 79H197V78H196ZM203 79H204V78H203ZM208 79H209V78H208ZM224 79H225V78H224ZM231 79H232V78H231ZM246 79H247V78H246ZM246 79H245V80H246ZM250 79L252 80V78H250ZM35 80H36V78H35ZM43 80H44V79H43ZM43 80H42V81H43ZM88 80H89V79H88ZM153 80H155V79H153ZM165 80H163V81L165 82ZM170 80H171V79H170ZM170 80H169V82H170ZM181 80H182V79H181ZM201 80H202V79H201ZM205 80H206V79H205ZM219 80H222V79H219ZM219 80H218V81H219ZM229 80H230V79H229ZM229 80H228V81H229ZM238 80H239V79H237L236 81H238ZM257 80H258V79H257ZM262 80H263V79H262ZM38 81L40 82V80H38ZM51 81H52V80H51ZM102 81H104V80H102ZM116 81H117V80H116ZM123 81H124V80H123ZM143 81H144V80H143ZM148 81H149V80H148ZM151 81H152V80H151ZM163 81H162V82H163ZM187 81H188V80H187ZM195 81H196V80H195ZM197 81H198V80H197ZM208 81H209V80H208ZM228 81H226V83H228ZM234 81H235V80H234ZM63 82H64V80H63ZM81 82H82V81H81ZM156 82H157V81H156ZM164 82H163V83H164ZM215 82H217V80H216ZM219 82H220V81H219ZM245 82H246V81H245ZM250 82H251V81H250ZM254 82H255V81H254ZM254 82H253V83H254ZM262 82H263V81H262ZM44 83H45V82H44ZM46 83H47V82H46ZM123 83H124V82H123ZM127 83H128V82H127ZM145 83H146V81H145ZM149 83H150V82H149ZM165 83H166V82H165ZM165 83H164V84H165ZM175 83H176V82H175ZM195 83H197V82H195ZM195 83H193V84H195ZM257 83H258V82H257ZM259 83H261V82H259ZM82 84H83V82H82ZM147 84H148V83H147ZM164 84H163V85H164ZM189 84H190V83H189ZM205 84H206V83H205ZM222 84H223V83H222ZM224 84H225V83H224ZM228 84H229V83H228ZM249 84H250V83H249ZM249 84H248V85H249ZM255 84H256V83H255ZM262 84H263V83H262ZM40 85H41V84H40ZM80 85H81V84H80ZM98 85H99V84H98ZM119 85H120V84H119ZM165 85H166V84H165ZM165 85H164V86H165ZM183 85H184V84H183ZM183 85H182V86H183ZM207 85H208V84H207ZM209 85H211V84H209ZM225 85H226V84H225ZM241 85H243V84H241ZM77 86H78V85H77ZM104 86H105V85H104ZM134 86H135V85H134ZM136 86H137V85H136ZM160 86H161V85H160ZM202 86H203V85H202ZM217 86H218V84H217ZM226 86H228V85H226ZM239 86H240V85H239ZM243 86H244V85H243ZM78 87H79V86H78ZM78 87H77V88H78ZM144 87H145V85H144ZM150 87H151V86H150ZM153 87H154V86H153ZM169 87H170V86H169ZM169 87L167 86V88H169ZM183 87H184V86H183ZM208 87H209V86H208ZM213 87H215V86H213ZM228 87H229V86H228ZM247 87H248V86H247ZM255 87H256V86H255ZM261 87H262V86H261ZM102 88H103V87H102ZM151 88H152V87H151ZM151 88H150V90H152ZM154 88H155V87H154ZM181 88H182V87H181ZM202 88H203V87H202ZM259 88H260V87H259ZM91 89H92V88H91ZM105 89H106V88H105ZM105 89H104V90H105ZM135 89H137V88H135ZM135 89H133V90H135ZM160 89H161V88H160ZM160 89H159V90H160ZM164 89H165V88H164ZM177 89H178V88H177ZM204 89H205V88H204ZM236 89H237V87H236ZM254 89H255V88H254ZM50 90H51V89H50ZM63 90H64V89H63ZM69 90H70V89H69ZM72 90H73V89H72ZM108 90H109V89H108ZM147 90H148V89H147ZM179 90H180V89H179ZM185 90H186V89H185ZM189 90H190V91H189V93H188V96H189L188 99H190L191 103H193V104H197V103L199 102V99H200V97H201V95H202V91H203V90L201 91V90L198 89V88H193V89H189ZM212 90H213V89H211V91H212ZM215 90H216V89H215ZM219 90H220V89H219ZM223 90H224V89H223ZM228 90H229V89H228ZM228 90H226V92H228ZM230 90H231V89H230ZM238 90H239V89H238ZM47 91H48V90H47ZM81 91H82V90H81ZM90 91H91V90H90ZM118 91H119V90H118ZM135 91H136V90H135ZM141 91H142V90H141ZM152 91H153V90H152ZM161 91H162V90H161ZM166 91H167V93H168V90H167V89H166ZM175 91H176V90H175ZM180 91H181V90H180ZM186 91H187V90H186ZM213 91H214V90H213ZM246 91H247V90H246ZM29 92H30V91H29ZM43 92H44V91H43ZM56 92H57V91H56ZM68 92H69V91H68ZM68 92H67V93H68ZM83 92H84V91H82V93H83ZM88 92H89V91H88ZM91 92H92V91H91ZM102 92H103V91H102ZM124 92H125V91H124ZM129 92H131V91L129 90ZM136 92H137V91H136ZM156 92H157V90H156ZM169 92H170V91H169ZM178 92H179V91H178ZM183 92H184V91H183ZM205 92H206V91H205ZM205 92L203 93L204 95H206ZM207 92H208V91H207ZM207 92H206V93H207ZM233 92H234V91H233ZM242 92H243V91H242ZM251 92H252V91H251ZM251 92H250V93H251ZM95 93H96V92H95ZM125 93H127V92H125ZM138 93H139V92H138ZM147 93H148V92H147ZM150 93H151V92H150ZM150 93H149V95H150ZM171 93H172V92H171ZM176 93H177V92H176ZM181 93H182V92H181ZM217 93H218V91H217ZM223 93H224V92H223ZM228 93H229V92H228ZM239 93H240V92H239ZM247 93H248V92H247ZM250 93H249V94H250ZM25 94H26V93H25ZM44 94H45V93H44ZM48 94H49V93H48ZM48 94H47V95H48ZM105 94H106V93H105ZM133 94H134V92H133ZM144 94H145V93H144ZM151 94H152V93H151ZM177 94H178V93H177ZM224 94H225V93H224ZM229 94H230V93H229ZM234 94H235V93H234ZM241 94H242V93H241ZM261 94H262V93H261ZM29 95H30V94H29ZM59 95H60V94H59ZM101 95H102V94H101ZM127 95H128V94H127ZM160 95H161V94H160ZM160 95H159V96H160ZM163 95H164V94H163ZM163 95H161V96L163 97ZM169 95H170V94H169ZM219 95H220V92H219ZM237 95H238V94H237ZM245 95H246V94H245ZM25 96H26V95H25ZM30 96H31V95H30ZM30 96H29V97H30ZM61 96H63V95H61ZM145 96H146V95H145ZM147 96H148V95H147ZM147 96H146V97H147ZM177 96H178V95H177ZM215 96H216V95H215ZM220 96H221V95H220ZM220 96H219V97H220ZM226 96H229V95H226ZM231 96H232V94H231ZM234 96H235V95H234ZM63 97H64V96H63ZM65 97H66V96H65ZM91 97H92V96H91ZM104 97H105V96H104ZM131 97H133V96H131ZM136 97H137V96H136ZM156 97H157V96H156ZM178 97H179V96H178ZM212 97H213V95H212ZM229 97H230V96H229ZM229 97H228V98H229ZM232 97H233V96H232ZM237 97H238V96H237ZM247 97H248V96H247ZM27 98H28V97H27ZM78 98H80V97H78ZM133 98H134V97H133ZM140 98H141V96H140ZM142 98H143V100H144L145 97L143 96ZM210 98H211V97H210ZM259 98H260V97H259ZM107 99H108V98H107ZM120 99H122V98H120ZM129 99H130V98H129ZM129 99H128V100H129ZM134 99H137V98H134ZM134 99H132L133 103L135 102ZM172 99H173V98H172ZM178 99H179V98H178ZM180 99H182V98H180ZM203 99H205V97H204ZM206 99H207V98H206ZM220 99H221V98H220ZM223 99H224V96H223ZM126 100H127V99H126ZM138 100H139V99H138ZM146 100H147V99H146ZM155 100H156V99H155ZM155 100H154V101H155ZM215 100H216V99H215ZM215 100H214V102H215ZM221 100H222V99H221ZM228 100H229V99H228ZM24 101H25V100H24ZM81 101H82V100H81ZM147 101H148V100H147ZM184 101H185V100H184ZM186 101H187V100H186ZM202 101H203V100H202ZM225 101H226V100H225ZM245 101H246V100H245ZM27 102H28V101H27ZM37 102H38V101H37ZM37 102H36V103H37ZM39 102H40V101H39ZM82 102H83V101H82ZM128 102H129V101H128ZM139 102H140V101H139ZM143 102H144V101H143ZM152 102H153V101H152ZM171 102H172V101H171ZM207 102H208V101H207ZM22 103H23V102H22ZM84 103H85V102H84ZM146 103H147V102H146ZM166 103H167V101H166ZM175 103H176V102H175ZM257 103H258V101H257ZM86 104H87V103H86ZM136 104H137V103H136ZM142 104H143V103H142V101H141V105H142ZM153 104H154V103H153ZM193 104H192V107H193ZM89 105H90V103H89ZM132 105H133V104H132ZM249 105H250V104H249ZM253 105H254V104H253ZM261 105H262V104H261ZM34 106H35V104H34ZM38 106H39V105H38ZM41 106H42V105H41ZM41 106H40V107H41ZM78 106H80V105H78ZM128 106H129V105H128ZM199 106H200V105H199ZM216 106H217V105H216ZM22 107H23V106H22ZM83 107H84V105H83ZM123 107H124V106H123ZM133 107H134V106H133ZM148 107H149V106H148ZM158 107H159V106H158ZM166 107H167V106H166ZM250 107H251V106H250ZM20 108H21V107H20ZM32 108H33V106H32ZM32 108H31V109H32ZM54 108H55V107H53V109H54ZM103 108H104V107H103ZM119 108H120V107H119ZM156 108H157V107H156ZM159 108H160V107H159ZM162 108H163V106H162ZM184 108H185V106H184ZM189 108H190V107H189ZM43 109H44V108H43ZM84 109H85V108H84ZM137 109H138V108H137ZM142 109H143V107H142ZM163 109H164V108H163ZM167 109H168V108H167ZM263 109H264V108H263ZM33 110H34V109H33ZM48 110H49V109H48ZM82 110H83V109H82ZM103 110H104V109H103ZM121 110H122V109H121ZM151 110L154 111L153 108H152ZM216 110H217V108H216ZM34 111H35V110H34ZM79 111H80V110H79ZM114 111H115V110H114ZM129 111H131V110H129ZM129 111H127V112H129ZM155 111H156V110H155ZM213 111H214V110H213ZM218 111H220V110L218 109ZM38 112H40V111H38ZM47 112H48V111H46V113H47ZM80 112H81V111H80ZM111 112H112V111H111ZM142 112H143V110H142ZM158 112H160V111H158ZM241 112H242V111H241ZM243 112H244V111H243ZM245 112H247V111H245ZM258 112H259V111H258ZM13 113H14V112H13ZM78 113H79V112H78ZM88 113H89V112H88ZM113 113H114V112H113ZM116 113H117V112H116ZM121 113H122V112H121ZM178 113H179V112H178ZM212 113H213V112H212ZM33 114H34V113H33ZM119 114H120V113H119ZM132 114H133V112H132ZM157 114H158V113H157ZM173 114H174V113H173ZM191 114H192V113H191ZM198 114H199V113H198ZM208 114H209V113H208ZM215 114H216V113H215ZM16 115H17V114H16ZM29 115H30V114H29ZM71 115H72V114H71ZM94 115H95V114H94ZM130 115H131V114H130ZM135 115H137V114H135ZM145 115L147 116V114H145ZM174 115H175V114H174ZM195 115H196V114H195ZM195 115H194V116H195ZM216 115H217V114H216ZM218 115H219V114H218ZM263 115H264V114H263ZM263 115H262V116H263ZM78 116H79V115H78ZM115 116H116V115H115ZM121 116H122V114H121ZM132 116H133V115H132ZM164 116H165V115H164ZM190 116H191V115H190ZM222 116H223V115H222ZM222 116H221V117H222ZM260 116H261V115H260ZM14 117H15V116H14ZM14 117H13V118H14ZM19 117H20V116H19ZM21 117H22V116H21ZM24 117H25V116H24ZM27 117H28V116H27ZM116 117H117V116H116ZM135 117H136V116H135ZM152 117H153V116H152ZM201 117H202V115H201ZM205 117H206V116H205ZM205 117H204V118H205ZM218 117H219V116H218ZM221 117H220V118H221ZM256 117H257V115H256ZM30 118H31V120H32V117H31V116H30ZM50 118H51V117H50ZM53 118H54V117H53ZM58 118H59V116H58ZM70 118H72V117H70ZM114 118H115V117H114ZM202 118H203V117H202ZM245 118H246V117H245ZM248 118H249V117H248ZM14 119H15V118H14ZM73 119H74V118H73ZM73 119H72V120H73ZM169 119H170V118H169ZM179 119H180V118H179ZM216 119H217V118H216ZM22 120H23V117H22ZM34 120H35V119H34ZM44 120H45V118H44ZM107 120H108V119H107ZM125 120H126V119H125ZM211 120H212V119H211ZM242 120H243V119H242ZM260 120H261V119H260ZM36 121H37V120H36ZM109 121H110V120H109ZM109 121H108V122H109ZM120 121H121V120H120ZM149 121H150V120H149ZM182 121H183V120H182ZM188 121H189V120H188ZM188 121H187V122H188ZM195 121H196V120H195ZM195 121H194V122H195ZM220 121H221V120H220ZM239 121H240V119H239ZM40 122H41V121H40ZM43 122H44V121H43ZM46 122H47V121H45V123H46ZM87 122H88V121H87ZM118 122H119V121H118ZM123 122H124V121H123ZM147 122H148V121H147ZM171 122H172V121H171ZM180 122H181V121H180ZM229 122H231V121H229ZM244 122H245V121H244ZM261 122H262V121H261ZM14 123H15V122H14ZM24 123H25V122H24ZM51 123H52V122H51ZM89 123H90V122H89ZM112 123H113V122H112ZM124 123H125V122H124ZM145 123H146V122H145ZM149 123H150V122H149ZM155 123H157V122H155ZM196 123H197V122H196ZM234 123H235V120H234ZM258 123H259V122H258ZM36 124H37V123H36ZM39 124H40V123H39ZM60 124L63 125L62 123H60ZM69 124H70V123H69ZM107 124H108V123H107ZM118 124H119V123H118ZM138 124H139V123H138ZM138 124H137V125H138ZM171 124H172V123H171ZM175 124H176V123H175ZM182 124H184V122H183ZM182 124H181V126H182ZM191 124H192V123H191ZM214 124H215V123H214ZM231 124H232V123H231ZM246 124H247V123H246ZM246 124H245V125H246ZM37 125H38V124H37ZM41 125H42V123H41ZM54 125H55V124H54ZM72 125H74V124H72ZM79 125H80V124H79ZM120 125H121V123H120ZM128 125H129V124H128ZM166 125H167V124H166ZM82 126H83V124H82ZM91 126H92V125H91ZM98 126H99V125H98ZM98 126H97V127H98ZM133 126H134V124H133ZM138 126H139V125H138ZM149 126H150V125H149ZM161 126H162V125H161ZM168 126H169V124H168ZM179 126H180V125H178V127H179ZM185 126H186V125H185ZM189 126H190V125H189ZM197 126H198V125H197ZM223 126H224V125H223ZM247 126H248V125H247ZM62 127H63V126H62ZM65 127H66V126H65ZM69 127H71V126H69ZM87 127H88V126H87ZM110 127H111V126H110ZM110 127H109V128H110ZM141 127H142V126H141ZM164 127H165V126H164ZM170 127H171V126H170ZM187 127H188V126H187ZM210 127H211V126H210ZM261 127H262V126H261ZM13 128H14V127H13ZM13 128H12V129H13ZM56 128H57V127H56ZM77 128H78V127H77ZM79 128H82V127H79ZM79 128H78V130H79ZM117 128H118V127H117ZM127 128H128V127H127ZM127 128L125 127L126 130H127ZM145 128H146V127H145ZM159 128H160V127H159ZM159 128H158V130H159ZM176 128H177V127H176ZM200 128H201V127H200ZM208 128H209V127H208ZM258 128H259V127H258ZM8 129H9V128H8ZM12 129H11V130H12ZM45 129H46V128H45ZM63 129H64V128H63ZM95 129H96V128H95ZM128 129H129V128H128ZM136 129H137V128H136ZM138 129H139V128H138ZM140 129H141V128H140ZM142 129H144V128H142ZM174 129H175V128H174ZM179 129H180V128H179ZM181 129H182V128H181ZM181 129H180V131H181ZM184 129H185V128H184ZM184 129H183V130H184ZM212 129H213V128H212ZM219 129H221V127H220ZM249 129H250V128H249ZM263 129H264V128H263ZM47 130H48V129H47ZM59 130H60V129H59ZM102 130H103V129H102ZM113 130H114V129H113ZM126 130H125V131H126ZM155 130H157V129H155ZM158 130H157V131H158ZM171 130H173V129H171ZM176 130H177V129H176ZM186 130H187V129H186ZM245 130H246V129H245ZM61 131H62V129H61ZM63 131H65V130H63ZM68 131H69V130H68ZM74 131H75V130H74ZM82 131H83V130H82ZM82 131H81V132H82ZM87 131H88V129H87ZM87 131H86V129H85V131H83V132H87ZM99 131H100V130H99ZM137 131H138V130H137ZM157 131H155V132H157ZM164 131H165V130H164ZM174 131H175V130H174ZM174 131H173V132H174ZM184 131H185V130H184ZM197 131H198V130H197ZM213 131H214V130H213ZM253 131H254V130H253ZM47 132H48V131H47ZM66 132H67V131H66ZM96 132H97V131H96ZM116 132H117V131H116ZM142 132H143V131H142ZM142 132H140V133H142ZM144 132H145V131H144ZM144 132H143V134H144ZM150 132H152V131H150ZM165 132H166V131H165ZM173 132H172V133H173ZM177 132H178V131H177ZM182 132H183V131H182ZM187 132H188V130H187ZM198 132H199V131H198ZM203 132H204V131H203ZM211 132H212V131H211ZM218 132H219V131H218ZM239 132H240V131H239ZM239 132H238V133H239ZM263 132H264V130H263ZM63 133H64V132H63ZM102 133H103V132H102ZM107 133H108V132H107ZM117 133H118V132H117ZM131 133H132V132H131ZM140 133H139V134H140ZM146 133H147V131H146ZM158 133H159V131H158ZM175 133H176V131H175ZM179 133H181V132H179ZM214 133H216V132H213V134H214ZM64 134H65V133H64ZM79 134H80V133H79ZM94 134H95V133H94ZM160 134H161V133H160ZM234 134H235V133H234ZM65 135H66V134H65ZM89 135H90V134H89ZM103 135H104V134H103ZM108 135H109V133H108ZM177 135H178V134H177ZM177 135H176V136H177ZM180 135H181V134H180ZM184 135H185V134H184ZM188 135H189V134H188ZM205 135H206V134H205ZM72 136H73V134H72ZM101 136H102V135H101ZM130 136H132V134H130ZM144 136H145V135H143V137H144ZM203 136H204V135H203ZM219 136H220V135H219ZM233 136H235V135H233ZM247 136H248V135H247ZM249 136H250V134H249ZM63 137H64V136H63ZM99 137H100V136H99ZM119 137H120V136H119ZM163 137H164V136H163ZM188 137H189V136H188ZM263 137H264V136H263ZM15 138H16V137H15ZM15 138H14V139H15ZM66 138H67V137H66ZM77 138H78V137H77ZM87 138H88V137H87ZM91 138H92V136H91ZM103 138H104V137H103ZM116 138H117V137H116ZM129 138H130V137H129ZM132 138H133V137H132ZM139 138H140V137H139ZM139 138H138V139H139ZM147 138H148V137H147ZM170 138H171V137H170ZM174 138H175V137H174ZM192 138H193V137H192ZM198 138H199V137H198ZM214 138H215V137H214ZM220 138H221V137H220ZM224 138H225V137H224ZM240 138H241V137H240ZM242 138H243V137H242ZM242 138H241V139H242ZM248 138H249V137H248ZM108 139H109V138H108ZM113 139H114V138H113ZM119 139H121V138H119ZM119 139H118V140H119ZM135 139H136V138H135ZM160 139H161V138H160ZM160 139H159V140H160ZM164 139H165V138H164ZM194 139H195V138H194ZM215 139H216V138H215ZM245 139H246V138H245ZM245 139H244V140H245ZM253 139H254V138H253ZM256 139H258V138L256 137ZM39 140H40V139H39ZM84 140H86V139H84ZM89 140H90V139H89ZM89 140H88V141H89ZM92 140H93V139H92ZM105 140H106V139H105ZM118 140H117V141H118ZM130 140H131V139H130ZM145 140H146V137H145ZM172 140H173V139H172ZM174 140H175V139H174ZM179 140H180V139H179ZM182 140H184V139H182ZM242 140H243V139H242ZM244 140H243V141H244ZM250 140H251V139H250ZM250 140H249V141H250ZM262 140H264V139H262ZM64 141H65V140H64ZM76 141H77V140H76ZM117 141H115V142H117ZM132 141H133V139H132ZM139 141H140V140H139ZM152 141H154V140H152ZM233 141H234V140H233ZM251 141H252V140H251ZM254 141H255V140H254ZM254 141H253V142H254ZM69 142H70V141H69ZM69 142H68V143H69ZM77 142H78V141H77ZM92 142H93V141H92ZM134 142H135V141H134ZM144 142H145V141H144ZM154 142H155V141H154ZM162 142H163V141H162ZM175 142H176V141H175ZM177 142H178V141H177ZM177 142H176V143H177ZM183 142H184V141H183ZM193 142H195V141H193ZM203 142H204V141H203ZM247 142H248V141H247ZM256 142H258V141H256ZM261 142H263V141H261ZM66 143H67V141H66ZM113 143H114V141H113ZM126 143H127V142H126ZM170 143H172V142H170ZM205 143H206V142H205ZM221 143H222V142H221ZM221 143H219V144H221ZM110 144H111V143H110ZM118 144H119V142H118ZM118 144H117V145H118ZM130 144H132V143H130ZM145 144H146V143H145ZM160 144H161V141H160ZM172 144H173V143H172ZM183 144H184V143H183ZM185 144H186V143H185ZM3 145H4V144H3ZM97 145H98V144H97ZM111 145H112V144H111ZM115 145H116V144H115ZM120 145H121V142H120ZM132 145H133V144H132ZM134 145H135V144H134ZM146 145H147V144H146ZM158 145H159V144H158ZM169 145H170V144H169ZM177 145H178V144H177ZM206 145H207V144H206ZM209 145H210V144H209ZM216 145H217V144H216ZM87 146H88V143H87ZM101 146H102V145H101ZM109 146H110V145H109ZM151 146H152V145H151ZM164 146H165V144H164ZM184 146H185V145H184ZM261 146H262V145H261ZM5 147H6V146H5ZM12 147H14V146H12ZM33 147H34V146H33ZM63 147H64V146H63ZM66 147H67V146H66ZM68 147H70V146H68ZM90 147H91V145H90ZM92 147H93V146H92ZM94 147H95V146H94ZM94 147H93V148H94ZM97 147H98V146H97ZM127 147H128V146H127ZM130 147H131V146H130ZM138 147H139V145H138ZM155 147H156V145H155ZM166 147H167V146H166ZM171 147H172V146H171ZM175 147H176V146H175ZM190 147H191V146H190ZM192 147H193V145H192ZM199 147H200V146H199ZM212 147H213V144H212ZM224 147H225V146H224ZM262 147H263V146H262ZM262 147H261V148H262ZM122 148H124V147H122ZM146 148H147V146H146ZM193 148H194V147H193ZM209 148H210V147L208 146V149H209ZM251 148H252V147H251ZM263 148H264V147H263ZM16 149H17V148H16ZM48 149H49V148H48ZM102 149H103V148H102ZM113 149H114V148H113ZM117 149H118V148H117ZM117 149H116V150H117ZM129 149H130V148H129ZM164 149H165V148H164ZM166 149H167V148H166ZM168 149H169V147H168ZM176 149H177V148H175V150H176ZM202 149H203V148H202ZM202 149H201V150H202ZM212 149H213V148H212ZM215 149H216V148H215ZM254 149H255V148H254ZM259 149H260V146H259ZM14 150H15V149H14ZM14 150H13V151H14ZM84 150H85V149H84ZM92 150H93V149H92ZM143 150H144V149H143ZM149 150H150V149H149V147H148V150H147V151H149ZM152 150H153V147H152ZM170 150H171V148H170ZM10 151H11V149H10ZM23 151H24V149H23ZM87 151H88V150H87ZM111 151H112V150H111ZM114 151H115V150H114ZM114 151H113V152H114ZM135 151H136V149H135ZM138 151H139V150H138ZM180 151H181V150H180ZM182 151H183V150H182ZM182 151H181V152H182ZM184 151H186V150H184ZM184 151H183V152H184ZM210 151H211V150H210ZM257 151H259V150H257ZM4 152H5V151H4ZM8 152H9V151H8ZM16 152H17V151H16ZM85 152H86V151H85ZM85 152H84V153H85ZM96 152H97V150H96ZM96 152H95V153H96ZM108 152H109V151H108ZM113 152H112V153H113ZM136 152H137V151H136ZM141 152H142V151H141ZM145 152H146V151H145ZM154 152H155V150H154ZM174 152H175V151H174ZM187 152H188V151H187ZM191 152H192V151H191ZM201 152H202V151H201ZM22 153H23V152H22ZM81 153H82V152H81ZM86 153H87V152H86ZM99 153H100V152H99ZM103 153H104V152H103ZM147 153H149V152H147ZM171 153H172V150H171ZM185 153H186V152H185ZM197 153H198V152H197ZM199 153H200V148H199ZM202 153H203V152H202ZM204 153H205V152H204ZM208 153H209V152H208ZM220 153H221V152H220ZM261 153H262V152H261ZM9 154H10V152H9ZM14 154H15V153H14ZM18 154H19V152H18ZM42 154H43V153H42ZM45 154H46V153H45ZM77 154H78V153H77ZM82 154H83V153H82ZM131 154H133V153H130V155H131ZM140 154L143 155L144 153H143V154L140 153ZM140 154H139V155H140ZM174 154H176V153H173V155H174ZM177 154H178V152H177ZM192 154H193V153H192ZM206 154H207V152H206ZM210 154H211V153H210ZM215 154H216V153H215ZM262 154H263V153H262ZM1 155H2V154H1ZM3 155H4V154H3ZM15 155H16V154H15ZM20 155H21V154H20ZM33 155H34V154H33ZM80 155H81V154H80ZM112 155H113V154H112ZM117 155H118V153H117ZM134 155H135V154H134ZM145 155H146V154H145ZM156 155H157V154H156ZM263 155H264V154H263ZM263 155H262V156H263ZM4 156H5V155H4ZM8 156H9V155H8ZM11 156H12V155H11ZM18 156H19V155H18ZM78 156H79V155H78ZM104 156H105V155H104ZM113 156H114V155H113ZM146 156H147V155H146ZM158 156H159V155H158ZM179 156H180V155H179ZM202 156H203V155H202ZM262 156H261V158L263 159ZM12 157H13V156H12ZM30 157H31V156H30ZM30 157H29V158H30ZM38 157H39V156H38ZM41 157H42V156H41ZM89 157H90V156H89ZM131 157H132V156H131ZM136 157H137V156H136ZM148 157H150V156H148ZM159 157H160V156H159ZM176 157H178V156H176ZM6 158H7V157H6ZM6 158H5V159H6ZM19 158H20V157H19ZM29 158H28V159H29ZM52 158H53V157H52ZM57 158H58V157H57ZM111 158H113V157H111ZM144 158H145V157H143V159H144ZM151 158H152V157H151ZM161 158H162V157H161ZM161 158H160V159H161ZM170 158H171V157H170ZM258 158H260V157H258ZM258 158H257V159H258ZM261 158H260V159H261ZM21 159H22V158H21ZM39 159H40V158H39ZM63 159H64V158H63ZM101 159H102V158H101ZM114 159H115V158H114ZM126 159H129V157H128V158L126 157ZM141 159H142V158H141ZM172 159H173V158H172ZM183 159H184V158H183ZM199 159H200V158H199ZM199 159H198V160H199ZM211 159H212V158H211ZM50 160H51V159H50ZM112 160H113V159H112ZM149 160H150V159H149ZM153 160H155V158H154ZM212 160H213V159H212ZM217 160H218V159H217ZM228 160H229V159H228ZM238 160H239V159H238ZM245 160H246V159H245ZM253 160H254V159H253ZM5 161H6V160H5ZM15 161H16V160H15ZM34 161H35V160H34ZM36 161H37V160H36ZM41 161H42V160H41ZM51 161H52V160H51ZM57 161H58V160H57ZM61 161H63V160H61ZM61 161H60V162H61ZM65 161H66V160H65ZM67 161H68V160H67ZM69 161H70V159H69ZM69 161H68V162H69ZM132 161H133V160H132ZM135 161H136V160H135ZM138 161H139V160H138ZM158 161H159V160H158ZM239 161H241V160H239ZM254 161H255V160H254ZM2 162H3V161H2ZM12 162H14V161H12ZM12 162H11V163H12ZM29 162H30V161H29ZM86 162H87V161H86ZM102 162H103V161H102ZM125 162H126V161H125ZM129 162H131V161L129 160ZM144 162H145V161H144ZM144 162H143V163H144ZM156 162H157V161H156ZM165 162H166V161H165ZM168 162H169V161H168ZM172 162H174V161H172ZM177 162H178V161H177ZM199 162H201V160H200ZM202 162H203V161H202ZM205 162H206V161H205ZM3 163H4V162H3ZM42 163H43V162H42ZM51 163H52V162H51ZM66 163H67V162H66ZM95 163H96V162H95ZM120 163H121V161H120ZM120 163H119V164H120ZM131 163H132V162H131ZM151 163H152V162H151ZM236 163H237V162H236ZM4 164H6V163H4ZM4 164H3V165H4ZM15 164H16V163H15ZM18 164H19V163H18ZM36 164H37V163H36ZM48 164H49V162H48ZM85 164H86V163H85ZM102 164H104V163H102ZM206 164H208V163L206 162ZM210 164H211V163H210ZM226 164H228V162H226ZM249 164H251V163H249ZM19 165H20V164H19ZM30 165H31V164H30ZM34 165H35V163H34ZM64 165H65V164H64ZM94 165H95V164H94ZM109 165H110V164H109ZM109 165H108V166H109ZM113 165H114V164H113ZM132 165H133V164H132ZM132 165H131V166H132ZM137 165H138V164H137ZM139 165H140V164H139ZM139 165H138V166H139ZM159 165H160V164H159ZM159 165H157V166H159ZM171 165H172V164H171ZM195 165H196V164H195ZM198 165H199V164H198ZM202 165H203V163H202ZM212 165H213V164H212ZM238 165H239V164H238ZM26 166H28V165H26ZM36 166H37V165H36ZM40 166H42V165L40 164ZM141 166H142V165H141ZM145 166H146V164H145ZM196 166H197V165H196ZM249 166L251 167V165H249ZM9 167H10V165H9ZM12 167H13V166H12ZM12 167H10V168L12 169ZM23 167H24V166H23ZM34 167H35V166H34ZM43 167H44V166H43ZM55 167H56V166H55ZM59 167H60V166H59ZM95 167H96V166H95ZM98 167H99V165L97 166V168H98ZM105 167H106V166H105ZM119 167H120V166H119ZM132 167H134V166H132ZM132 167H131V168H132ZM139 167H140V166H139ZM168 167H169V166H168ZM171 167H174V166H171ZM197 167H198V166H197ZM200 167H201V166H200ZM204 167H205V166H204ZM215 167H216V166H215ZM236 167H237V166H236ZM239 167H240V166H239ZM2 168H3V167H2ZM6 168H8V167H6ZM46 168H48V167L46 166L45 169H46ZM72 168H73V167H72ZM84 168H85V167H84ZM87 168H88V167H87ZM116 168H117V167H116ZM131 168H130V169H131ZM145 168H146V167H145ZM155 168H156V167H155ZM164 168H165V167H164ZM194 168H195V167H194ZM194 168H193V169H194ZM202 168H203V167H202ZM218 168H219V167H218ZM246 168H247V167H246ZM38 169H39V168H38ZM137 169H138V168H137ZM140 169H141V168H140ZM152 169H153V168H152ZM159 169H160V168H159ZM166 169H167V168H166ZM173 169H174V168H173ZM196 169H197V168H196ZM203 169H205V168H203ZM247 169H248V168H247ZM2 170H3V169H2ZM20 170H21V169H20ZM20 170H19V171H20ZM85 170H86V169H85ZM87 170H88V169H87ZM99 170H100V169H99ZM138 170H139V169H138ZM156 170H158V169H156ZM161 170H163V169H161ZM208 170H209V169H208ZM250 170H251V169H250ZM258 170H259V169H258ZM4 171H5V170H4ZM15 171H16V169H15ZM15 171H12V173L15 172ZM31 171H34V170H31ZM31 171H30V173H31ZM38 171H42V170H38ZM108 171H109V169H108ZM110 171H111V170H110ZM132 171H133V170H132ZM181 171H182V170H181ZM211 171H212V170H211ZM217 171H218V170H217ZM246 171H247V170H246ZM252 171H253V170H252ZM0 172H1V171H0ZM2 172H3V171H2ZM36 172H37V171H36ZM45 172H46V171H45ZM47 172H48L49 174L53 173V175H54V170H53L52 168H48V169H47ZM47 172H46V173H47ZM60 172H61V170H60ZM91 172H92V171H91ZM97 172H99V171H97ZM112 172H113V171H112ZM112 172H110V173H112ZM136 172H137V170H136ZM140 172H141V171H140ZM145 172H146V171H145ZM165 172H166V170H165ZM172 172H173V171H172ZM186 172H187V171H186ZM250 172H251V171H250ZM3 173H4V172H3ZM26 173H27V172H26ZM84 173H85V171L83 172V174H84ZM108 173H109V172H108ZM134 173H135V171H134ZM142 173H143V172H142ZM157 173H158V172H157ZM163 173H164V171H163ZM163 173H162V174H163ZM167 173H168V171H167ZM201 173H203V172H201ZM243 173H244V172H243ZM246 173H247V172H246ZM256 173H258V172H256ZM256 173H255V174H256ZM14 174H15V173H14ZM60 174H62V172H61ZM78 174H80V172H79ZM86 174H88V173H86ZM95 174H96V173H95ZM114 174H115V173H114ZM122 174H123V173H122ZM128 174H129V173H128ZM130 174H131V173H130ZM139 174H140V173H139ZM152 174H153V173H152ZM159 174H160V173H159ZM170 174H171V173H170ZM170 174H169V176H170ZM192 174H193V173H192ZM192 174H191V175H192ZM206 174H207V173H206ZM212 174H213V173H212ZM214 174H216V173H214ZM220 174H221V173H220ZM247 174H248V173H247ZM247 174H246V175H247ZM250 174H251V173H250ZM30 175H31V174H30ZM30 175H29V176H30ZM43 175H44V174H43ZM43 175H42V176H43ZM111 175H112V174H111ZM116 175H117V174H116ZM137 175H138V174H136V175H134V176H137ZM140 175H141V174H140ZM144 175H145V174H144ZM144 175H142V176H144ZM156 175H157V174H156ZM156 175H155V176H156ZM165 175H166V174H165ZM194 175H195V174H194ZM259 175H260V174H259ZM7 176H8V175H7ZM7 176H5V177H7ZM19 176H20V175H19ZM27 176H28V175H27ZM42 176H41V178H42ZM63 176H64V175H63ZM74 176H75V175H74ZM107 176H108V175H107ZM148 176H149V175H148ZM158 176H159V175H158ZM163 176H164V175H163ZM176 176H177V175H176ZM210 176H212V175L210 174ZM216 176H218V175H216ZM223 176H224V175H223ZM25 177H26V175H25ZM25 177H24V179H25ZM39 177H40V176H39ZM52 177H53V176H52ZM57 177H58V176H57ZM61 177H62V176H61ZM88 177H89V176H88ZM93 177H94V176H93ZM115 177H116V176H114L113 178L115 179ZM120 177H121V176H120ZM125 177H126V175H125ZM161 177H162V176H161ZM190 177H191V176H190ZM245 177H246V176H245ZM26 178H27V177H26ZM29 178H31V177H29ZM34 178H35V176H34ZM36 178H38V177L36 176ZM53 178H54V177H53ZM55 178H56V176H55ZM89 178H90V177H89ZM99 178H100V177H99ZM107 178H108V177H107ZM136 178H137V177H136ZM136 178H134V179H136ZM154 178H155V177H154ZM157 178H158V177H157ZM174 178H175V177H174ZM174 178H173V180H174ZM194 178H195V177H194ZM205 178H206V176H205ZM213 178H214V177H213ZM246 178H248V177H246ZM16 179H17V178H16ZM20 179H22V178L20 177ZM24 179H23V180H24ZM32 179H33V178H32ZM38 179H39V178H38ZM56 179H57V178H56ZM114 179H113V180H114ZM116 179H117V178H116ZM119 179H120V178H119ZM119 179H118V180H119ZM141 179H142V178H141ZM176 179H178V178H176ZM191 179H192V178H191ZM191 179H190V180H191ZM197 179H198V178H197ZM216 179H217V178H216ZM257 179H258V177H257ZM260 179H261V178H260ZM4 180H5V179H4ZM17 180H18V179H17ZM47 180H48V178H47ZM53 180H54V179H53ZM59 180H60V179H59ZM71 180H73V178H72ZM81 180H82V179H81ZM85 180H87V179H84V182H86ZM96 180H97V179H96ZM99 180H100V179H99ZM121 180H123V179H121ZM145 180H146V178H145ZM171 180H172V179H171ZM179 180H180V179H179ZM190 180L188 179V181H190ZM195 180H196V179H195ZM19 181H20V180H19ZM26 181H27V179H26ZM29 181H30V179H29ZM31 181H32V180H31ZM41 181H42V179H41ZM41 181H40V183H41ZM60 181H62V179H61ZM79 181H80V180H79ZM93 181H94V180H93ZM114 181H115V180H114ZM133 181H135V180H133ZM167 181H168V180H167ZM167 181H166V182H167ZM176 181H177V180H176ZM186 181H187V180H186ZM200 181H201V180H200ZM204 181H205V180H204ZM214 181H215V180H214ZM244 181H245V180H244ZM254 181H255V180H254ZM21 182H22V181H21ZM36 182H38V181H36ZM36 182H35V183H36ZM44 182H45V181H43V183H44ZM55 182H57V181H55ZM58 182H59V181H58ZM62 182H63V181H62ZM95 182H96V181H95ZM119 182H120V181H118V183H119ZM122 182H123V181H122ZM131 182H132V181H131ZM141 182H143V180H142ZM141 182H140V183H141ZM152 182H153V181H151V183H152ZM158 182H159V181H158ZM206 182H207V181H206ZM212 182H213V181H212ZM262 182H264V181H262ZM26 183H27V182H26ZM26 183H25V184H26ZM38 183H39V182H38ZM71 183H72V182H71ZM75 183H76V182H75ZM97 183H98V182H97ZM107 183H109V182L107 181ZM110 183H111V181H110ZM120 183H121V182H120ZM134 183H135V182H134ZM145 183H146V182H145ZM159 183H160V182H159ZM159 183H157V184H159ZM172 183H173V181H172ZM191 183H193V182H191ZM202 183H203V182H202ZM207 183H208V182H207ZM259 183H260V182H259ZM3 184H4V183H3ZM7 184H8V183H7ZM9 184H10V183H9ZM9 184H8V185H9ZM19 184H21V183H19ZM32 184L34 185V183H32ZM49 184H50V183H49ZM49 184H47V186H48ZM57 184H58V183H57ZM76 184H77V183H76ZM76 184H75V185H76ZM112 184H113V183H112ZM116 184H117V183H116ZM116 184H115V185H116ZM122 184H123V183H122ZM170 184H171V183H170ZM178 184H179V183H178ZM194 184H195V183H194ZM197 184H198V183H197ZM203 184H204V183H203ZM59 185H60V184H59ZM59 185H58L57 187H59ZM68 185H69V184H68ZM92 185H93V183H92ZM94 185H95V184H94ZM94 185H93V186H94ZM126 185H127V184H126ZM135 185H136V184H135ZM140 185H141V184H140ZM148 185H149V184H148ZM163 185H164V184H163ZM175 185H176V184H175ZM215 185H216V184H215ZM259 185H260V184H259ZM259 185H258V186H259ZM261 185H262V184H261ZM263 185H264V184H263ZM6 186H7V185H6ZM14 186H15V185H14ZM16 186H17V185H16ZM24 186H25V185H24ZM29 186H30V185H29ZM29 186H28V187H29ZM34 186H35V185H34ZM41 186H42V185H41ZM43 186H44V185H43ZM77 186H78V185H77ZM111 186H112V185H111ZM129 186H130V185H129ZM158 186H159V185H158ZM158 186H157V187H158ZM184 186H185V185H184ZM242 186H243V185H242ZM9 187H10V186H9ZM17 187H18V186H17ZM20 187H21V186H20ZM28 187H27V188H28ZM31 187H32V186H31ZM48 187H50V186H48ZM88 187H89V186H88ZM109 187H110V185H109ZM118 187H119V186H118ZM124 187H125V186H124ZM130 187H131V186H130ZM137 187H138V186H137ZM144 187H145V186H144ZM146 187H147V186H146ZM164 187H165V186H164ZM185 187H186V186H185ZM190 187H191V186H190ZM212 187H213V186H212ZM214 187H215V186H214ZM253 187H254V186H253ZM259 187H260V186H259ZM22 188H23V187H22ZM60 188H61V187H60ZM62 188H63V186H62ZM71 188H72V187H71ZM73 188H74V187H73ZM76 188H77V187H76ZM89 188H90V187H89ZM113 188H114V187H113ZM134 188H135V187H134ZM139 188H140V187H139ZM151 188H152V187H151ZM167 188H168V187H167ZM183 188H184V187H183ZM202 188H203V187H202ZM254 188H257V186L254 187ZM262 188H263V187H262ZM9 189H10V188H9ZM37 189H38V187H37ZM41 189H42V188H41ZM50 189H51V188H50ZM55 189H57V188H55ZM66 189H67V188H66ZM115 189H116V188H115ZM118 189H119V188H118ZM130 189H131V188H130ZM136 189H137V188H136ZM145 189H146V188H145ZM168 189H169V188H168ZM170 189H171V188H170ZM180 189H181V188H180ZM198 189H199V188H198ZM198 189H197V190H198ZM12 190H13V187H12ZM43 190H44V189H43ZM45 190H46V189H45ZM45 190H44V191H45ZM67 190H68V189H67ZM76 190H77V189H76ZM110 190H111V189H110ZM131 190H132V189H131ZM131 190H128V191L130 192ZM133 190H134V189H133ZM164 190H165V188H164ZM176 190H177V189H176ZM205 190H206V189H205ZM245 190H246V189H245ZM5 191H6V190H5ZM10 191H11V189H10ZM21 191H22V190H21ZM29 191H30V190H29ZM57 191H58V190H57ZM57 191H54V193L57 192ZM60 191H62V190H60ZM82 191H83V190H82ZM91 191H92V190H91ZM115 191H117V190H115ZM120 191H121V190H120ZM122 191H123V190H122ZM124 191H125V190H124ZM128 191H127V192H128ZM142 191H144V190H142ZM161 191H162V190H161ZM165 191H166V190H165ZM170 191H171V190H170ZM174 191H175V190H174ZM190 191H191V190H190ZM193 191H194V190H193ZM199 191H200V190H199ZM202 191H203V189H202ZM213 191H214V190H213ZM246 191H247V190H246ZM246 191H245V192H246ZM251 191H252V190H251ZM260 191H261V190H260ZM262 191H263V190H262ZM18 192H19V191H18ZM22 192H23V191H22ZM33 192H34V189H33ZM40 192H41V191H40ZM50 192H51V191H50ZM52 192H53V191H52ZM52 192H51V193H52ZM68 192H69V191H68ZM68 192H67V193H68ZM72 192H73V191H72ZM88 192H89V190H88ZM129 192H128V193H129ZM138 192H139V191H137V193H138ZM140 192H141V191H140ZM146 192H147V191H146ZM155 192H156V191H155ZM166 192H168V191H166ZM172 192H173V191H172ZM175 192H176V191H175ZM180 192H181V191H180ZM187 192H188V191H187ZM255 192H256V191H255ZM15 193H17V192L15 191ZM44 193H45V192H44ZM58 193H59V192H58ZM73 193H74V192H73ZM102 193H104V192H102ZM123 193H124V192H123ZM147 193H148V192H147ZM163 193H164V192H163ZM258 193H259V192H258ZM3 194H4V193H3ZM21 194H22V193H21ZM29 194H30V193H29ZM37 194H38V193H37ZM40 194H41V193H40ZM133 194H135V193H133ZM139 194H140V193H139ZM156 194H158V193H156ZM184 194H185V191H184ZM199 194H200V193H199ZM223 194H224V193H223ZM250 194H251V193H250ZM250 194H249V195H250ZM261 194H262V193H261ZM263 194H264V193H263ZM13 195H14V194H13ZM13 195H12V196H13ZM17 195H18V193H17ZM43 195H44V194H43ZM46 195H47V194H46ZM48 195H49V194H48ZM51 195H52V194H51ZM56 195H57V194H56ZM58 195H59V194H58ZM63 195H64V194H63ZM130 195L133 196L132 194H130ZM150 195H151V194H150ZM154 195H155V194H154ZM161 195H162V194H161ZM176 195H177V194H176ZM182 195H183V194H182ZM244 195H245V193H244ZM258 195H259V194H258ZM54 196H55V195H54ZM54 196H53V197H54ZM59 196H60V195H59ZM98 196H99V195H98ZM101 196H102V195H101ZM112 196H113V194H112ZM112 196H111V197H112ZM124 196H125V195H124ZM124 196H123V197H124ZM128 196H129V194H128ZM146 196H147V195H146ZM146 196H145V197H146ZM179 196H180V195H179ZM242 196H243V195H242ZM242 196H241V197H242ZM250 196H253V195H250ZM256 196H257V195H256ZM30 197H32V196H30ZM36 197H37V196H36ZM36 197H35V198H36ZM46 197H47V196H46ZM63 197H64V196H63ZM67 197H69V196H67ZM67 197L65 196L64 198H67ZM71 197H72V195H71ZM71 197H70V198H71ZM120 197H121V196H120ZM133 197H135V196H133ZM162 197H164V196H162ZM176 197H177V196H176ZM229 197H230V196H229ZM257 197H258V196H257ZM72 198H73V197H72ZM98 198H99V197H98ZM106 198H107V197H106ZM112 198H113V197H112ZM124 198H125V197H124ZM128 198H131V197H128ZM147 198H148V197H147ZM155 198L158 199L157 197H155ZM261 198H262V197H261ZM261 198H260V199H261ZM3 199H4V198H3ZM82 199H83V198H82ZM109 199H110V198H109ZM120 199H121V198H120ZM137 199H140V198H137ZM145 199H146V198H145ZM150 199H151V198H150ZM166 199H167V197H166ZM178 199H179V198H178ZM196 199H197V198H196ZM244 199H245V198H244ZM244 199H243V201H245ZM248 199H249V198H248ZM256 199H257V198H256ZM263 199H264V197H263ZM36 200H37V199H36ZM52 200H53V199H52ZM57 200H59V199H57ZM60 200H61V199H60ZM69 200H70V199H69ZM72 200H73V199H72ZM88 200H89V199H88ZM96 200H97V199H96ZM129 200H130V199H129ZM129 200H128V201H129ZM151 200H152V199H151ZM175 200H176V199H175ZM184 200H185V199L183 198V201H182V202H185ZM186 200H187V199H186ZM198 200H199V199H198ZM249 200H250V199H249ZM249 200H248V201H249ZM84 201H85V200H84ZM115 201H116V200H115ZM125 201H126V200H125ZM125 201H124V202H125ZM134 201L136 202V200H134ZM141 201H142V200H141ZM146 201H147V200H146ZM162 201H163V199H162ZM162 201H161V203H163ZM178 201H179V200H177L176 202H178ZM243 201H242V202H243ZM248 201H247V202H248ZM252 201H253V200H252ZM258 201H259V200H258ZM260 201H261V200H260ZM260 201H259V202H260ZM31 202H32V200H31ZM46 202H47V201H46ZM54 202H55V201H54ZM60 202H61V201H60ZM64 202H65V199H64ZM90 202H91V201H90ZM111 202L113 203V200H112ZM122 202H123V201H122ZM122 202H121V203H122ZM130 202H131V201H130ZM130 202H129V203H130ZM182 202H181V203H182ZM0 203H2V202H0ZM55 203H56V202H55ZM68 203H69V201H68ZM84 203H85V202H84ZM95 203H96V202H95ZM106 203H107V202H106ZM150 203H152V202H150ZM230 203H231V202H230ZM251 203H252V202H251ZM256 203H258V202H256ZM45 204H46V203H45ZM49 204H50V203H49ZM56 204H57V203H56ZM66 204H67V203H66ZM82 204H83V203H82ZM99 204H100V203H99ZM109 204H110V202H109ZM113 204H114V203H113ZM119 204H120V203H119ZM139 204H140V203H139ZM143 204H144V203H143ZM146 204H147V203H145V205H146ZM154 204H155V203H154ZM182 204H183V203H182ZM242 204H244V203H242ZM259 204H260V203H259ZM263 204H264V203H262L261 205H263ZM12 205H13V204H12ZM29 205H30V204H29ZM37 205H38V204H37ZM63 205H65V204H63ZM101 205H102V203H101ZM116 205H118V204H116ZM123 205H125V204H123ZM134 205L137 206L136 203H135ZM134 205H133V206H134ZM147 205H148V204H147ZM167 205H168V204H167ZM247 205H248V204H247ZM257 205H258V204H257ZM6 206H7V205H6ZM27 206H28V205H27ZM30 206H31V205H30ZM52 206H53V205H52ZM66 206H67V205H66ZM80 206H81V204H80ZM80 206H79V208H80ZM86 206H87V205H86ZM86 206H85V207H86ZM91 206H92V205H91ZM114 206H115V204H114ZM135 206H134V207H135ZM150 206H151V205H150ZM168 206H169V205H168ZM179 206H180V205H179ZM236 206H237V205H236ZM244 206H245V205H244ZM249 206H250V205H249ZM249 206H247V207H249ZM251 206H252V204H251ZM251 206H250V207H251ZM32 207H33V206H32ZM36 207H37V206H36ZM44 207H45V206H44ZM54 207H55V206H54ZM93 207H94V206H93ZM97 207H98V206H97ZM102 207H103V206H102ZM146 207H147V206H146ZM169 207H170V206H169ZM224 207H225V206H224ZM238 207H239V206H238ZM240 207H241V206H240ZM240 207H239V208H240ZM247 207H246V208H247ZM250 207H249V209H250ZM261 207H262V206H261ZM49 208H50V206H49ZM66 208H68V207H66ZM94 208H95V207H94ZM99 208H101V207H99ZM99 208H98V209H99ZM108 208H109V207H108ZM112 208H113V207H112ZM137 208H138V207H137ZM143 208H144V207H143ZM143 208H142V209H143ZM221 208H222V207H221ZM221 208H220V209H221ZM239 208H238V209H239ZM26 209H27V208H26ZM38 209H39V208H36V210H38ZM52 209H53V208H52ZM80 209H81V208H80ZM98 209H97V210H98ZM101 209H103V208H101ZM128 209H130V208H128ZM128 209H127V211H128ZM131 209H132V208H131ZM146 209H147V208H146ZM167 209H168V207H167ZM180 209H181V207H180ZM220 209H219V210H220ZM253 209H254V208H253ZM13 210H14V209H13ZM28 210H30V209H28ZM69 210H70V209H69ZM107 210H108V209H107ZM116 210H117V209H116ZM138 210H139V208H138ZM165 210H166V209H164V211H165ZM219 210H217V211H219ZM258 210H260V209L258 208ZM258 210H256V211L258 212ZM261 210H262V209H261ZM46 211H47V210H46ZM70 211H71V210H70ZM73 211H74V210H73ZM76 211H77V210H76ZM91 211H93V210H91ZM110 211H111V210H110ZM164 211H162V212H164ZM178 211H179V209H178ZM180 211H182V209H181ZM209 211H211V210H209ZM215 211H216V210H215ZM237 211H238V210H237ZM252 211H253V210H252ZM1 212H2V211H1ZM22 212H23V211H22ZM24 212H25V211H24ZM29 212H30V211H29ZM32 212H33V211H32ZM34 212H35V211H34ZM39 212H40V210H39ZM49 212H51V211H49ZM65 212H66V211H65ZM68 212H69V211H68ZM74 212H75V211H74ZM93 212H94V211H93ZM96 212H97V211H96ZM96 212H95V213H96ZM115 212H116V211H115ZM136 212H137V211H136ZM139 212H140V211H139ZM143 212H144V211H143ZM151 212H152V210H151ZM151 212H150V213H151ZM159 212H160V211H159ZM221 212H223V211H221ZM240 212H241V211H240ZM263 212H264V211H263ZM2 213H3V212H2ZM53 213H54V212H53ZM70 213H71V212H70ZM75 213H76V212H75ZM78 213H79V212H78ZM91 213H92V212H91ZM133 213H134V212H133ZM160 213H161V212H160ZM177 213H178V212H177ZM181 213H182V212H181ZM225 213H226V212H225ZM234 213H235V212H233V214H234ZM244 213H245V212H244ZM254 213H255V212H254ZM254 213H252V214H254ZM4 214H5V213H4ZM4 214H3V216H4ZM22 214H23V213H22ZM24 214H26V212H25ZM24 214H23V215H24ZM54 214H56V212H55ZM57 214H58V213H57ZM60 214H61V213H60ZM73 214H74V213H73ZM76 214H77V213H76ZM92 214H93V213H92ZM98 214H99V212H98ZM134 214H135V213H134ZM157 214H158V213H157ZM168 214H169V213H168ZM172 214H173V213H172ZM250 214H251V213H250ZM257 214H258V213H257ZM19 215H20V214H19ZM31 215H32V214H31ZM61 215H62V214H61ZM74 215H75V214H74ZM85 215H86V214H85ZM94 215H95V214H94ZM102 215H103V214H102ZM132 215H133V214H132ZM143 215H144V214H143ZM153 215H154V214H153ZM175 215H177V214H175ZM175 215H174V216H175ZM179 215H181V214H179ZM186 215H187V214H186ZM207 215H208V214H207ZM222 215H223V214H222ZM224 215H225V214H224ZM240 215H241V214H240ZM245 215H246V213H245ZM248 215H249V214H248ZM62 216H63V215H62ZM71 216H72V215H71ZM71 216H70V217H71ZM77 216H78V215H77ZM79 216H80V215H79ZM115 216H116V215H115ZM126 216H127V215H126ZM128 216H129V215H128ZM128 216H127V217H128ZM149 216H151V215H149ZM155 216H156V215H155ZM163 216H164V215H163ZM181 216H182V215H181ZM209 216H210V214H209ZM209 216H207V217H209ZM215 216H216V213H215ZM257 216H258V215H256V213H255V217H256V218H257ZM1 217H2V216H1ZM12 217H13V216H12ZM14 217H15V216H14ZM22 217H23V216H22ZM25 217H26V216H25ZM27 217H28V216H27ZM50 217H51V216H50ZM54 217H55V216H54ZM66 217H67V216H66ZM102 217H103V216H102ZM123 217H124V216H123ZM127 217H126V218H127ZM129 217H130V216H129ZM160 217H161V216H160ZM171 217H172V216H171ZM187 217H188V216H187ZM194 217H195V216H194ZM201 217H202V216H201ZM212 217H213V216H212ZM218 217H219V216H218ZM224 217H225V216H224ZM253 217H254V215H253ZM260 217H261V214H260ZM262 217H264V216L262 215ZM85 218H86V217H85ZM92 218H93V217H92ZM103 218H104V217H103ZM152 218H153V217H152ZM162 218H163V217H162ZM192 218H193V217H192ZM202 218H203V217H202ZM222 218H223V216H222ZM241 218H245V216H244V217H241ZM247 218H248V217H247ZM32 219H33V218H32ZM48 219H49V218H48ZM65 219H66V218H65ZM71 219H72V218H71ZM79 219H80V218H79ZM88 219H89V218H88ZM98 219H99V218H98ZM133 219H135V218L133 217ZM142 219H143V218H142ZM167 219H168V217H167ZM167 219H166V220H167ZM175 219H176V217H175ZM177 219H178V218H177ZM189 219H190V218H189ZM204 219H205V218H204ZM207 219H208V218H207ZM216 219H217V218H216ZM238 219H239V218H238ZM250 219H251V218H250ZM258 219H259V218H258ZM260 219H261V218H260ZM13 220H14V219H13ZM33 220H34V219H33ZM36 220H37V219L35 218V221H36ZM75 220H77V219L74 218V222H76ZM82 220H83V219H81L80 221H82ZM91 220H92V219H91ZM101 220H102V219H101ZM130 220H131V219H130ZM130 220H129V221H130ZM135 220H136V219H135ZM147 220H148V219H147ZM159 220H160V219H159ZM161 220H163V219H161ZM194 220H195V219H194ZM196 220H197V219H196ZM210 220H213V219H210ZM210 220H209V221H210ZM214 220H215V219H214ZM231 220H232V219H231ZM240 220H241V219H240ZM243 220H244V219H243ZM247 220H248V219H247ZM253 220H254V219H253ZM255 220H256V219H255ZM25 221H26V220H25ZM38 221H39V220H38ZM60 221H61V220H60ZM68 221H69V220H68ZM84 221H86V220H84ZM84 221H83V222H84ZM141 221H142V220H141ZM148 221H150V220H148ZM157 221H158V219H157ZM157 221H155V222H157ZM187 221H188V220H187ZM207 221H208V220H207ZM217 221H218V220H217ZM234 221H236V220H234ZM251 221H252V220H251ZM256 221H257V220H256ZM46 222H47V220H46ZM62 222H63V221H62ZM90 222H92V221H90ZM166 222H168V221H166ZM171 222H173V221H171ZM189 222H190V221H189ZM189 222H188V223H189ZM194 222H195V221H194ZM198 222H199V221H198ZM198 222H196L197 224L194 226V228L197 229L198 231H199V230H202V231H203L205 225H203V223H201V222H199V223H198ZM249 222H250V221H248V223H249ZM252 222H253V221H252ZM4 223H5V222H4ZM22 223H23V222H22ZM24 223H25V222H24ZM38 223H39V222H38ZM56 223H57V222H56ZM119 223H120V222H119ZM127 223H128V222H127ZM137 223H138V222H137ZM147 223H148V222H147ZM150 223H151V222H150ZM152 223H153V222H152ZM152 223H151V224H152ZM211 223H212V221H211ZM220 223H221V222H219L218 224H220ZM231 223H232V222H231ZM234 223H235V222H234ZM246 223H247V222H246ZM246 223H245V224H246ZM250 223H251V222H250ZM250 223H249V224H250ZM51 224H52V223H51ZM69 224H70V223H69ZM92 224H93V223H92ZM98 224H99V223H98ZM128 224H129V223H128ZM132 224H133V223H132ZM140 224H141V223H140ZM186 224H187V222H186ZM235 224H236V223H235ZM237 224H238V222H237ZM237 224H236V225H237ZM249 224H248V225H249ZM253 224H255V223L253 222ZM256 224H257V223H256ZM263 224H264V223H263ZM20 225H22V224H20ZM30 225H31V223H30ZM30 225H29V227H30ZM56 225H57V224H56ZM89 225H90V224H89ZM104 225H105V224H104ZM119 225H120V224H119ZM125 225H126V224H125ZM145 225H146V224H145ZM145 225H144V226H145ZM158 225H160L159 222L157 223V226H158ZM171 225H172V224H171ZM189 225H191V224H189ZM212 225H213V224H212ZM214 225H215V223H214ZM0 226H1V224H0ZM33 226H34V225H33ZM58 226H59V225H58ZM58 226H57V227H58ZM65 226H66V225H65ZM80 226H81V225H80ZM93 226H94V224H93ZM96 226H97V225H96ZM105 226H106V225H105ZM108 226H109V225H108ZM138 226H139V225H138ZM157 226H156V227H157ZM162 226H164V225H162ZM168 226H169V225H168ZM168 226H167V227H168ZM183 226H184V225H183ZM187 226H188V225H186V227H187ZM192 226H193V225H192ZM239 226H240V224H239ZM246 226H247V225H246ZM246 226H245V229H246ZM254 226H255V225H254ZM257 226H258V225H257ZM261 226H262V222H261ZM6 227H7V226H6ZM20 227H21V226H20ZM25 227H26V226H25ZM27 227H28V226H27ZM27 227H26V229H27ZM36 227H37V226H36ZM72 227H73V226H72ZM117 227H118V226H117ZM136 227H137V226H136ZM156 227H155V229H156ZM171 227H172V226H171ZM171 227H170V229H171ZM211 227H212V226H211ZM213 227H214V226H213ZM235 227H236V226H235ZM240 227H241V226H240ZM249 227H250V226H249ZM251 227H253V226H251ZM258 227H259V226H258ZM263 227H264V226H263ZM21 229H22V227H21ZM38 229H39V227H38ZM45 229H46V227H45ZM47 229H48V227H47ZM51 229H52V227H51ZM51 229H50V231H51ZM60 229H61V227H60ZM65 229H66V227H65ZM81 229H82V226H81ZM85 229H86V226H85ZM108 229H109V227H108ZM128 229L130 230V227H128ZM137 229H138V227H137ZM162 229H163V227H162ZM170 229H168V230H170ZM236 229H237V227H236ZM241 229H243V226L241 227ZM255 229H256V226H255ZM2 230H3V229H2ZM68 230H69V226H68ZM87 230H89V227H88ZM103 230H104V229H103ZM106 230H107V229H106ZM124 230H125V229H124ZM124 230H123V231H124ZM126 230H127V229H126ZM132 230H133V229H132ZM132 230H131V231H132ZM135 230H136V229H135ZM156 230H157V229H156ZM160 230H161V229H160ZM164 230H165V229H164ZM185 230H186V229H185ZM185 230H183V231H185ZM234 230H235V229H234ZM234 230H233V231H234ZM257 230H258V229H257ZM40 231H41V233H42V230H40ZM40 231H39V232H40ZM52 231H53V230H52ZM58 231H59V230H58ZM75 231H76V229H75ZM92 231H93V230H92ZM115 231H116V230H115ZM137 231H138V230H137ZM157 231H158V230H157ZM161 231H162V230H161ZM192 231H193V230H192ZM192 231H191V232H192ZM224 231H225V230H224ZM241 231L243 232V230H241ZM261 231H264V230H261ZM6 232H7V231H6ZM26 232H27V230H26ZM45 232H46V230H45ZM54 232H55V230H54ZM62 232H63V231H62ZM77 232H78V231H77ZM81 232H82V231H81ZM133 232H135V231H133ZM146 232H147V231H146ZM165 232H166V231H165ZM199 232H200V231H199ZM207 232H209V231L207 230ZM235 232H236V231H235ZM239 232H240V230H239ZM239 232H238V233H239ZM242 232H241V233H242ZM1 233H2V232H1ZM3 233H4V232H3ZM3 233H2V235H3ZM29 233H30V232H29ZM34 233H35V232H34ZM49 233H51V232H49ZM85 233H86V232H85ZM97 233H98V232H97ZM110 233H111V232H110ZM110 233H109V234H110ZM113 233H114V232H113ZM117 233H118V232H117ZM117 233H116V234H117ZM129 233H130V232H129ZM129 233H128V234H129ZM160 233H161V232H160ZM173 233H174V232H173ZM177 233L179 234L178 231H177ZM188 233H190V232H188ZM201 233H203V232H201ZM230 233H231V232H230ZM232 233H233V232H232ZM5 234H6V233H5ZM5 234H4V235H5ZM8 234H9V233H8ZM23 234H24V233H23ZM31 234H32V233H31ZM31 234H30V235H31ZM43 234H44V233H43ZM45 234H46V233H45ZM55 234H56V233H55ZM76 234H77V233H76ZM76 234H75V236H76ZM78 234H80V233H78ZM91 234H92V233H91ZM109 234H108V235H109ZM121 234H122V233H121ZM143 234H144V233H143ZM146 234H147V233H146ZM162 234L165 235L163 232H162ZM166 234H167V233H166ZM185 234H186V233H185ZM198 234H199V233H198ZM209 234H210V233H209ZM216 234H217V233H216ZM251 234H252V233H251ZM258 234H260V233L258 232ZM258 234H257V236H258ZM263 234H264V233H263ZM11 235L13 236V234H11ZM11 235H10V236H11ZM132 235H134V233H133ZM155 235H156V234H155ZM169 235H170V234H169ZM180 235H182V234H179L178 236H180ZM195 235H196V234H195ZM199 235H200V234H199ZM203 235H205V234H203ZM206 235H207V234H206ZM213 235H215V234H213ZM224 235H225V233H224ZM235 235H236V234H235ZM243 235H244V234H243ZM254 235H255V234H254ZM8 236H9V235H8ZM43 236H44V235H43ZM50 236H51V235H50ZM55 236H56V235H55ZM59 236H61V235H59ZM59 236H58L57 238H59ZM86 236H87V235H86ZM86 236H85V238H86ZM92 236H94V235H92ZM148 236H149V235H148ZM158 236H159V235H158ZM182 236H184V234H183ZM182 236H180V237H182ZM187 236H188V235H187ZM190 236H191V235H190ZM190 236H188V237H190ZM193 236H194V235H193ZM197 236H198V235H197ZM210 236H211V235H210ZM210 236H209V237H210ZM244 236H245V235H244ZM263 236H264V235H263ZM47 237H48V236H47ZM52 237H53V236H52ZM61 237H62V236H61ZM72 237H74V236H72ZM81 237H82V236H81ZM81 237H80V238H81ZM96 237H97V236H96ZM100 237H101V236H100ZM107 237H108V236H107ZM118 237H119V236H118ZM122 237H123V236H122ZM144 237H145V236H144ZM161 237H165V236H161ZM240 237H241V236H240ZM1 238H2V237H1ZM48 238H49V237H48ZM53 238H54V237H53ZM69 238H70V237H69ZM76 238H77V237H76ZM78 238H79V237H78ZM127 238H128V237H127ZM151 238H153V237H151ZM154 238H156V237H154ZM158 238H159V237H158ZM167 238H168V237H167ZM172 238H173V237H172ZM174 238H175V237H174ZM174 238H173V240H174ZM184 238H185V236H184ZM193 238H194V237H193ZM197 238H198V237H197ZM202 238H203V237H202ZM207 238H208V237H207ZM3 239H4V238H3ZM5 239H6V237H5ZM9 239H10V238H9ZM38 239H39V238H38ZM44 239H45V238H44ZM49 239H50V238H49ZM88 239H89V238H88ZM94 239H95V237H94ZM97 239H98V238H97ZM109 239H110V238H109ZM125 239H126V238H125ZM163 239H165V238H163ZM186 239H187V238H186ZM190 239H191V238H190ZM194 239H195V238H194ZM208 239H209V238H208ZM216 239L218 240V237H217ZM229 239H230V238H229ZM238 239H239V238H238ZM253 239H254V238H253ZM256 239L258 240V238H256ZM6 240H7V239H6ZM39 240H41V239H39ZM39 240H37V241H39ZM68 240H69V239H68ZM86 240H87V238H86ZM123 240H124V239H123ZM152 240H153V239H152ZM158 240H159V239H158ZM165 240H166V239H165ZM167 240H168V239H167ZM176 240H177V239H176ZM202 240H203V239H202ZM211 240H212V239H211ZM214 240H215V239H214ZM234 240H235V239H234ZM242 240H243V239H242ZM245 240H246V239H245ZM259 240H260V238H259ZM3 241H4V240H3ZM3 241H2V242H3ZM9 241H10V240H9ZM11 241H12V240H11ZM42 241H44V240H42ZM56 241H57V240H56ZM62 241H63V240H62ZM93 241H94V240H93ZM102 241H103V240H102ZM106 241H108V240H106ZM150 241H151V240H150ZM174 241H175V240H174ZM180 241H181V239H180ZM195 241H196V239H195ZM195 241H194V242H195ZM198 241H201V240L198 239ZM212 241H213V240H212ZM215 241H216V240H215ZM220 241H221V240H220ZM232 241H233V240H232ZM262 241H263V240H262ZM2 242H1V243H2ZM7 242H8V241H7ZM54 242H55V240H54ZM60 242H61V241H60ZM74 242H75V241H74ZM82 242H83V241H82ZM86 242H87V241H86ZM99 242H100V239H99ZM118 242H119V241H118ZM121 242H122V238H121ZM125 242H126V241H125ZM166 242H168V241H166ZM170 242H173V241L170 240ZM175 242H176V241H175ZM182 242H183V241H182ZM189 242H190V241H189ZM196 242H197V241H196ZM207 242H208V240H207ZM222 242H223V241H222ZM224 242H225V241H224ZM257 242H258V241H257ZM259 242H260V241H259ZM5 243H6V242H5ZM18 243H19V242H18ZM40 243H41V242H40ZM42 243H43V242H42ZM46 243H47V242H46ZM56 243H57V242H56ZM61 243H62V242H61ZM61 243H60V244H61ZM78 243H79V242H78ZM88 243H89V242H88ZM88 243H87V244H88ZM107 243H109V242H107ZM114 243H115V242H114ZM114 243H113V244H114ZM163 243H164V242H163ZM173 243H174V242H173ZM197 243H198V242H197ZM219 243H220V242H219ZM243 243H244V242H243ZM19 244H20V243H19ZM28 244H29V243H28ZM30 244H31V243H30ZM30 244H29V245H30ZM63 244H64V243H62V245H63ZM70 244H71V243H70ZM91 244H92V243H91ZM100 244H101V243H100ZM118 244H119V243H118ZM122 244H123V242H122ZM164 244H165V243H164ZM189 244H190V243H189ZM206 244H207V243H206ZM217 244H218V243H217ZM238 244H239V243H238ZM252 244H253V243H252ZM1 245H2V244H1ZM1 245H0V246H1ZM11 245H12V244H11ZM31 245H32V244H31ZM38 245H39V244H38ZM38 245H37V246H38ZM55 245H56V244H55ZM58 245H59V244H58ZM71 245H72V244H71ZM88 245H89V244H88ZM111 245H112V244H111ZM119 245H120V244H119ZM171 245H172V244H171ZM173 245H174V244H173ZM184 245H186V243H185ZM200 245H201V244H200ZM5 246H6V244H5ZM14 246H15V244H14ZM18 246L20 247V245H18ZM18 246H17V247H18ZM42 246H43V245H42ZM50 246H51V245H50ZM50 246H49V248H50ZM63 246H64V245H63ZM69 246H70V245H69ZM82 246H83V243H82ZM89 246H90V245H89ZM92 246H93V245H91V247H92ZM101 246H102V245H100V247H101ZM104 246H105V245H104ZM107 246H108V245H107ZM112 246H113V245H112ZM115 246H116V245H115ZM122 246H123V245H122ZM127 246H128V245H127ZM137 246H138V245H137ZM169 246H170V245H169ZM190 246H192V245H190ZM203 246H204V245H203ZM207 246H208V244H207ZM259 246H261V245H259ZM263 246H264V245H263ZM10 247H11V246H10ZM12 247H13V245H12ZM32 247H33V246H32ZM38 247H40V246H38ZM44 247H45V246H44ZM53 247H54V246H53ZM58 247H59V246H58ZM67 247H68V246H67ZM75 247H76V246H75ZM79 247H80V246H79ZM86 247H87V246H86ZM173 247H174V246H173ZM173 247H172L171 249H173ZM177 247H178V246H177ZM179 247H180V246H179ZM183 247H184V246H183ZM198 247H199V246H198ZM204 247H205V246H204ZM210 247H211V246H210ZM216 247H217V246H216ZM235 247H236V246H235ZM256 247H257V246H256ZM8 248H9V246H8ZM13 248H14V247H13ZM33 248H34V247H33ZM42 248H43V247H42ZM42 248H41V249H42ZM133 248H135V247H133ZM196 248H197V247H196ZM199 248H200V247H199ZM199 248H198V249H199ZM221 248H222V247H221ZM224 248H225V246H224ZM231 248H232V247H231ZM242 248H243V247H242ZM263 248H264V247H263ZM3 249H4V248H3ZM11 249H12V248H11ZM17 249H19V248H17ZM20 249H21V248H20ZM23 249H24V248H23ZM30 249H31V247H30ZM51 249H52V248H51ZM59 249H60V248H59ZM59 249H58V250H59ZM64 249H65V248H64ZM75 249H76V248H75ZM98 249H99V248H98ZM138 249H139V248H138ZM171 249H169V250H171ZM203 249H204V248H203ZM229 249H230V247H229ZM240 249H241V248H240ZM261 249H262V248H261ZM0 250H1V249H0ZM7 250H8V249H7ZM43 250H44V249H43ZM48 250L50 251V249H48ZM73 250H74V249H73ZM99 250H100V249H99ZM104 250H105V249H104ZM111 250H112V249H111ZM177 250H178V249H177ZM208 250H209V249H208ZM211 250H212V249H211ZM215 250H216V249H215ZM243 250H244V249H243ZM251 250H252V249H251ZM257 250H258V249H257ZM2 251H3V250H2ZM2 251H1V252H2ZM37 251H38V250H37ZM49 251H48L47 254L50 253ZM77 251H80V250H78V248H77ZM82 251H83V250H82ZM106 251H107V250H106ZM173 251H174V250H173ZM190 251H191V250H190ZM201 251H202V250H201ZM204 251H205V250H204ZM223 251H224V250H222V252H223ZM255 251H256V250H255ZM1 252H0V253H1ZM7 252H8V251H7ZM20 252H21V251H20ZM23 252H24V251H23ZM41 252H42V251H41ZM99 252H100V251H99ZM101 252H102V251H101ZM126 252H127V251H126ZM166 252H167V251H166ZM197 252H198V251H197ZM218 252H219V251H218ZM218 252H217V253H218ZM237 252H238V249H237ZM8 253H9V252H8ZM8 253H6V254H8ZM24 253H25V252H24ZM24 253H21V254H24ZM32 253H33V252H32ZM34 253H35V252H34ZM38 253H39V252H38ZM58 253H59V252H58ZM73 253H74V252H73ZM81 253H82V252H81ZM97 253H98V252H97ZM107 253H108V252H107ZM175 253H176V252H175ZM179 253H180V252H179ZM202 253H203V252H202ZM212 253H214V252H212ZM230 253H231V252H230ZM258 253H259V252H258ZM15 254L17 255V252H16ZM59 254H60V253H59ZM75 254H76V252H75ZM94 254H95V253H94ZM109 254H110V253H109ZM132 254H133V253H132ZM144 254H145V253H144ZM168 254H169V253H168ZM170 254H171V253H170ZM170 254H169V255H170ZM180 254H181V253H180ZM184 254H185V253H184ZM189 254H190V253H189ZM194 254H196V253L194 252ZM197 254H198V253H197ZM3 255H5V254L3 253ZM18 255H19V253H18ZM34 255H35V254H34ZM38 255H40V254H38ZM49 255H50V254H49ZM71 255H72V254H71ZM79 255H83V254H80V253H79ZM91 255H92V254H91ZM95 255H96V254H95ZM115 255H116V254H115ZM156 255H157V254H156ZM192 255H193V254H192ZM204 255H205V254H203V257H204ZM215 255H216V253H215ZM221 255H223V254H221ZM240 255H242V254H240ZM249 255H250V254H249ZM249 255H248V256H249ZM259 255H260V253H259ZM14 256H15V255H14ZM20 256H21V255H19V257H20ZM25 256H26V255H25ZM27 256H28V255H27ZM45 256H46V255H45ZM116 256H117V255H116ZM176 256H178V255L176 254ZM186 256H188V254H187ZM199 256H201V255H199ZM206 256H207V255H206ZM217 256H219V253H218ZM226 256H228V255H226ZM256 256H257V255H256ZM260 256H261V255H260ZM10 257H11V256H10ZM10 257H9V259H10ZM12 257H13V256H12ZM55 257H56V256H55ZM63 257H65V256H63ZM76 257H77V256H76ZM106 257H109V255L106 256ZM141 257H142V256H141ZM192 257H193V256H192ZM4 258H5V257H4ZM7 258H8V257H7ZM7 258H6V259H7ZM13 258H14V257H13ZM28 258H31V257L28 256ZM28 258H27V259H28ZM36 258H37V256H36ZM40 258H41V257H40ZM48 258H49V257H48ZM78 258H79V257H78ZM81 258H82V257H81ZM97 258H98V257H97ZM138 258H139V257H138ZM173 258L175 259V256H174ZM185 258H186V257H185ZM189 258L191 259V257H189ZM215 258H216V257H215ZM221 258H222V257H221ZM225 258H226V257H225ZM241 258H242V257H241ZM6 259H5V260H6ZM21 259H22V257H21ZM27 259H24V260H27ZM37 259L39 260V258H37ZM37 259H36V260H37ZM67 259H68V258H67ZM84 259H85V258H84ZM103 259H104V258H103ZM133 259H134V258H133ZM139 259H140V258H139ZM148 259H149V258H148ZM171 259H172V258H171ZM194 259H195V258H194ZM199 259H200V258H199ZM203 259H204V258H203ZM217 259H218V258H217ZM222 259H223V258H222ZM230 259H232V258H230ZM3 260H4V259H3ZM5 260H4V261H5ZM11 260H12V259H11ZM14 260H16V259H14ZM14 260H13V261H14ZM46 260H47V259H46ZM52 260H53V259H52ZM79 260H80V259H79ZM99 260H100V259H99ZM105 260H106V259H105ZM136 260H137V259H136ZM182 260H183V259H182ZM185 260H186V259H185ZM204 260H205V259H204ZM213 260H214V259H213ZM224 260H225V259H224ZM261 260H262V259H261ZM263 260H264V259H263ZM1 261H2V260H1ZM1 261H0V262H1ZM21 261H22V260H21ZM48 261H49V260H48ZM48 261H47V262H48ZM85 261H86V260H85ZM97 261H98V260H97ZM140 261H141V260H140ZM192 261H193V260H192ZM235 261H236V260H235ZM256 261H257V260H256ZM8 262H9V261H8ZM15 262H16V261H15ZM19 262H20V261H19ZM23 262H24V261H23ZM23 262H22V263H23ZM28 262H29V260H28ZM32 262H33V261H32ZM38 262H39V261H38ZM38 262H37V263H38ZM70 262H71V260H70ZM78 262H79V261H78ZM80 262H81V261H80ZM98 262H99V261H98ZM128 262H129V261H128ZM145 262H147V261H145ZM150 262H151V261H150ZM152 262H153V261H152ZM158 262H159V261H158ZM182 262H183V261H182ZM186 262H187V261H186ZM188 262H189V261H188ZM213 262H214V261H213ZM224 262H225V261H224ZM1 263H3V261H2ZM10 263H11V262H10ZM12 263H14V262H12ZM44 263H45V262H44ZM53 263H56V262H53ZM75 263H76V262H75ZM93 263H94V262H93ZM99 263H100V262H99ZM103 263H104V262H103ZM129 263H130V262H129ZM153 263H154V262H153ZM180 263H181V262H180ZM192 263H193V262H192ZM202 263H204V262H202ZM206 263H207V262H206ZM218 263H219V262H218ZM244 263H245V262H244ZM20 264H21V263H20ZM79 264H80V263H79ZM82 264H83V263H82ZM85 264H86V263H85ZM87 264H88V262H87ZM121 264H122V263H121ZM140 264H141V263H140ZM154 264H155V263H154ZM160 264H162V263H160ZM163 264H164V263H163ZM178 264H179V263H178ZM182 264H183V263H182ZM193 264H194V263H193ZM197 264H198V263H197ZM241 264H242V263H241Z\"/></svg>",
	"mask_w": 264,
	"mask_h": 264
}]
</instances>
